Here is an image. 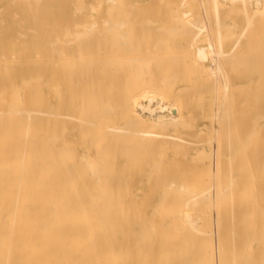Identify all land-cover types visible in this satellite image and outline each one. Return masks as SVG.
<instances>
[{
  "label": "bare ground",
  "instance_id": "obj_1",
  "mask_svg": "<svg viewBox=\"0 0 264 264\" xmlns=\"http://www.w3.org/2000/svg\"><path fill=\"white\" fill-rule=\"evenodd\" d=\"M12 1V0H11ZM16 1V0H15ZM26 1H30V0H26ZM36 1V0H35ZM38 1V3L41 1V0H37ZM37 1L36 2H32V3H37ZM44 1V0H43ZM74 1V0H73ZM76 1V0H75ZM82 1V0H81ZM111 1V0H110ZM114 0H112V2H113ZM124 0H122V7L126 4V3H124L123 2ZM152 2L153 1H155L156 2V0H151ZM158 1V0H157ZM167 1H169V0H167ZM172 1V0H171ZM180 1V3H181V7L182 6H184V7H182V8H185V6L186 5H189V3L187 2V0H179ZM198 1V0H197ZM230 1H232V5L233 4H235V3H240V7L236 10L235 8H233L232 9V11L231 12H233V11H238V13H240L241 15H242V17H243V23H244V31H246V29L248 30V29H251V31H252V34H253V36H254V39L253 40H256V47L254 48V50H253V52H252V50H250L249 52H245V53H239V51L241 50V43H240V36H244L245 37V35H242V33L244 32V31H242V33H241V35L239 34V39H237L235 42H234V44L231 46V47H229V48H227L226 47V43H227V40L228 39H231V38H234V36H235V32H234V27H236V25H237V23L235 22V21H233V23H229L228 22V18L230 17L229 16V14L231 13V12H228L229 14L228 15H226L225 17H223L221 14H220V8H219V5H220V2H219V0H205V2H206V5H207V12H208V18H202L201 17V15L199 14V12L197 13V14H193V12H183L182 14H180V12H179V10H178V12L176 11L177 9H180L179 7L177 8L176 6V10H175V12H176V14L173 16V20L175 21V23H176V25L178 26V28L180 29V28H182V29H184L185 28V30H188L189 31V29L191 30V31H193L192 32V34L194 33V30H192V29H195V30H197L196 32H195V35L191 38V40L189 41V42H187L186 41V43L185 44H183V43H181L180 44V42L179 43H177L176 45L177 46H179V48H181L182 50H183V48L185 47V48H188L189 47V50L191 51V54H192V56L191 57H193V59H194V61H196L197 62V64L198 65H202V66H204V64H205V62L210 58V59H212V56H215V57H219L220 58V60H219V62H220V65L222 66V70L225 72V74H227V86H230V88H231V86L233 87V83H232V81H231V75H232V73L233 74H235V73H237V74H240V76L241 77H243V78H246L247 79V83H249V85L251 84L252 85V83H253V81H254V75H253V73H255V72H258V78L259 79H257L255 82L257 83V81H259V82H261V81H263L264 80V71H263V68H261L262 66H264V0H230ZM79 2V5H80V3H81V5H82V2H85L84 0L82 1V2H80L79 0H77V3ZM102 2H103V0H102ZM112 2H110V3H112ZM118 1H114V3L116 4V6L117 5H119V6H117L118 8L120 7V4L119 3H117ZM120 2H121V0H120ZM161 3L162 2H165V5L166 6H168V4L166 3V0H161L160 1ZM159 1H158V3H160ZM8 3H10V2H8ZM16 2H14L13 4H15ZM37 3V4H38ZM71 3H74V2H71ZM70 3V4H71ZM107 3H108V0H107ZM114 3H112L113 5H114ZM157 3V2H156ZM198 3V2H197ZM202 3H203V1H202ZM92 5L94 4V3H91ZM148 4H150V6H149V8H151L152 7V5H151V3H149L148 2ZM153 4V3H152ZM155 4V3H154ZM153 4V5H154ZM9 5V4H8ZM27 5V4H26ZM35 6H36V4H34ZM59 5V4H58ZM62 5V4H61ZM78 5V4H77ZM92 5H90L91 7H92ZM131 5L132 4H130L129 3V6L128 5H126V6H124L123 7V10H125L127 7H128V9L126 10L127 11V14H129L131 11H132V9H133V11L134 10H137L138 11V9H137V7L138 8H143V7H141L142 5L141 4H135V6L134 5H132V6H134L136 9H134V8H132L131 7ZM139 5V6H138ZM145 5V7H146V5H147V2H146V4H143V6ZM174 5V4H173ZM172 4H171V6H173ZM178 5V4H177ZM225 5V3L224 4H221V6L223 7ZM63 6V5H62ZM82 6H84V5H82ZM85 6H87V4H85ZM89 6V5H88ZM170 6V5H169ZM168 6V8H169V10H171L172 8L171 7H169ZM226 6H228V5H226ZM231 5H229V7H230ZM78 6H75V8H76V10L75 11H80L81 9H82V7L81 8H77ZM96 7H101V3H99L98 4V6H96ZM122 7H120L121 9H122ZM126 7V8H125ZM154 7V6H153ZM187 7H189L190 8V6H187ZM205 7V6H204ZM8 8V7H7ZM6 8V9H7ZM99 8H94L93 7V10L94 9H96V11L95 12H98V10H99ZM148 8V7H147ZM148 8V9H149ZM171 8V9H170ZM231 8V7H230ZM2 9L4 10V8L2 7ZM2 9L0 10V14H2ZM5 9V10H6ZM84 9H87V7L86 8H84ZM98 9V10H97ZM155 9V8H154ZM205 9V8H204ZM122 10V11H123ZM140 10V9H139ZM164 10V9H163ZM173 10V9H172ZM181 10V9H180ZM192 10H194V9H192ZM230 10V9H229ZM74 11V10H73ZM74 11V12H75ZM125 11V12H126ZM129 11V12H128ZM132 11V12H133ZM147 11V10H146ZM157 11V10H156ZM166 11H168V10H166ZM73 12V13H74ZM108 12L111 14V16L112 17H114L113 16V12H114V9H112V8H109V10H108ZM124 12V11H123ZM135 13H136V11H134ZM141 12V11H140ZM143 12V11H142ZM141 12V13H142ZM31 13V12H30ZM30 13H29V16H32V14L30 15ZM38 13V12H37ZM119 12H117V16L120 18V16L119 15H121V12L118 14ZM237 13V14H238ZM110 14H109V17H110ZM125 14V13H124ZM127 14L124 16V17H121L120 18V20L116 23V22H112L113 20H111V19H108L109 21H110V23L109 22H107V20H104L103 18H100V19H102V21H104L105 23H104V26H105V24L106 23H109V24H111V23H113V24H111V25H106V27H109L110 29H112L111 28V26L112 25H114V27H115V31H116V29L118 28V27H121L120 25H123V24H125V25H127L126 27H131V24H132V22L130 21V15L131 16H133V14H131L130 13V15H128L127 16ZM147 14V13H146ZM199 14V15H198ZM206 14V13H205ZM235 14V13H234ZM19 15V14H18ZM46 15V14H45ZM75 17L74 18H76L77 16H76V12H75ZM138 15V14H137ZM140 15V14H139ZM239 15V14H238ZM35 16V15H34ZM37 16H39V15H37ZM83 18H85V16H88V15H81ZM70 17V16H69ZM71 17H73V16H71ZM80 17V16H79ZM98 17V16H97ZM97 17L95 18L96 20H97ZM156 17V16H155ZM204 17V16H203ZM206 17H207V15H206ZM15 18V17H14ZM35 18V17H34ZM81 18V17H80ZM83 18H81V19H83ZM91 18H93V17H91ZM141 18V17H140ZM139 18V19H140ZM150 18V17H149ZM4 19V18H3ZM69 19V18H68ZM94 19V20H95ZM98 19H99V17H98ZM138 19V20H139ZM144 19H146V18H144ZM148 19V18H147ZM146 19V20H147ZM151 19L152 18H150V20L148 21L149 23H148V25L150 24V23H156V21L155 22H152L151 21ZM95 20V21H96ZM158 20H159V17H158ZM168 20V19H167ZM207 20V21H206ZM5 21V20H4ZM3 21V23H5ZM164 21H165V19H164ZM169 21H172V20H169ZM22 22H25V20L24 21H22ZM26 22H29V20H27L26 19ZM97 22V21H96ZM128 22V23H127ZM94 23V22H93ZM129 23H130V26H129ZM20 24V23H19ZM19 24H18V26H19ZM69 24V23H68ZM89 24V23H88ZM88 24L86 25V23H85V27H84V25H82L83 26V28H84V31H85V29H88V28H90V27H88ZM133 24H134V22H133ZM136 24H138V23H136ZM146 23H144V26H146L145 25ZM12 26H13V22H12V24H11ZM48 25V24H47ZM78 25H81V24H78ZM78 25H74V27L75 26H78ZM90 26H91V24H89ZM97 25V24H96ZM125 25H123V27L125 26ZM139 25V24H138ZM138 25L136 26V25H134V27L136 26L137 28H141L140 26L138 27ZM147 25V26H148ZM175 25V26H176ZM12 26L10 27V28H12ZM118 26V27H117ZM143 26V25H142ZM146 26V27H147ZM174 26V27H175ZM88 27V28H87ZM113 27V26H112ZM117 27V28H116ZM135 27V28H136ZM165 28H162V27H160V28H157V29H155L154 28V30L156 31H159V30H161V31H163V30H166V29H168L167 30V34L169 33V36L171 37V38H173L174 37V34H184L183 32H181L180 33V31H178V29L176 30V33L175 32H173L172 33V29L174 28V27H172V29L170 30L167 26H164ZM58 28L60 29V28H62V26H58ZM65 28H69L68 30L69 31H67L66 29H64L65 31H67L66 33H64V34H66V36H67V34H68V32H69V35H70V27L68 26V27H65ZM75 28H77V27H75ZM96 28H98V26H96L95 28L94 27H92L91 29H92V31L93 30H96ZM100 28H101V26H100ZM132 28H133V25H132ZM132 28H129V30L131 29V31H129L130 33H132V34H134L135 32V34H138L137 33V30H134V32H133V29ZM175 28H177V27H175ZM6 29H9V27H7ZM5 29V30H6ZM46 28L44 27V30H45ZM57 29V28H56ZM91 29H88L89 31H91ZM110 29H108L107 28V31L109 30L110 31ZM114 29V28H113ZM121 29V28H120ZM210 30V32L212 31V30H214V31H216V33H215V37H217L216 38V41L215 42H209L208 43V45L206 46V47H204V46H202L201 44H200V39H199V35H201L202 34V32H204V31H206V30ZM223 29H226V31L223 33L222 32V30ZM28 30V29H27ZM26 30V32L28 33V31H30V29L27 31ZM42 30V29H41ZM61 30V29H60ZM59 30V31H60ZM184 30V32L185 33H187V31H185ZM31 31H36V29H34V30H31ZM84 31L82 32H77L76 34H79V33H81V35L83 36H81L80 34V36L79 35H76V34H71V37H73L74 35V37L76 38V41L78 40L79 41V39L81 40V41H79V44L80 43H82L83 41H82V38H85V37H87V34L86 33H89L87 30V32H85L84 33ZM92 31H91V36H92V38H91V36H89L88 38H85V39H94L95 37H97V36H99L100 34L98 33V31H97V33L98 34H95V32L96 31H93L94 33H92ZM107 31H104L105 32V35L107 34ZM118 31H119V29H118ZM161 31H159V32H161ZM169 31V32H168ZM251 31L249 30V32L251 33ZM41 32V31H40ZM44 32V31H43ZM104 32L102 31L101 32V34L103 35V38H105V35H104ZM117 32V31H116ZM114 32V35H118L119 37L120 36H122L123 35V33L121 34V33H119V32ZM126 32H127V30H126ZM128 32V33H129ZM170 32H171V35L173 34V37L170 35ZM177 32H179V33H177ZM210 32H209V34H210ZM213 32V31H212ZM212 32H211V34H212ZM2 33H3V31H2ZM26 33V35H27V37H28V34ZM152 33H154V31H152ZM162 33H164V31L162 32ZM161 33V34H162ZM208 33V32H207ZM19 34V37H20V34L21 33H18ZM39 34V33H38ZM95 34V35H94ZM119 34H121V35H119ZM134 34V35H135ZM21 35H23V34H21ZM73 35V36H72ZM84 35H86V36H84ZM90 35V34H89ZM97 35V36H96ZM129 35V34H128ZM127 35V33H126V35H124L123 37L125 38V36H128ZM205 35V34H204ZM214 35V34H213ZM23 36H25V34L23 35ZM39 36V35H38ZM55 37H56V35H54ZM54 36H51V37H54ZM65 36V35H64ZM65 36V37H66ZM95 36V37H94ZM182 36V35H181ZM251 36V35H250ZM27 37L25 36V38L27 39ZM77 37H79V38H77ZM99 37H101L102 38V36L100 35ZM115 37V36H114ZM131 37V38H130ZM133 37V38H132ZM248 37V36H247ZM34 38V37H33ZM98 38V37H97ZM116 38V37H115ZM118 38V41L119 42H117V38L116 39H114V42L112 43V44H114V43H118L117 44V46H118V48H119V50H120V47L122 46V41H124L123 43L125 44V39L127 40V42H126V46H127V44L129 45L130 44V42H131V40H134V39H136L137 38V36H133V35H129V38ZM141 39V37L139 36L138 37V39ZM183 38V37H182ZM211 38V37H210ZM214 38V37H213ZM18 39V38H17ZM56 39H57V42H59L58 43V45H57V43L56 44H54V42H49V46L48 47H50V46H52L51 47V49H52V51L53 50H55L56 52H58L60 55L62 54V55H64L63 57L65 58V56L67 55V54H69V52L68 51H72L73 49H71L72 48V45L71 44H68V43H65V42H63V41H61L60 40V36H59V38H58V36L56 37ZM59 39V40H58ZM84 39V40H85ZM123 39V40H122ZM131 39V40H130ZM144 39V38H143ZM150 39V38H149ZM184 39V38H183ZM207 39H209L208 37H207ZM249 39H251L250 37H249ZM96 40H98V39H96ZM115 40H116V42H115ZM202 40V39H201ZM204 40H206V38L204 39ZM9 41V40H8ZM28 41V40H27ZM73 41H75V40H73ZM72 41V39H71V41H68V42H73ZM93 41V40H92ZM130 41V42H129ZM151 41V40H150ZM161 41V40H160ZM162 41H163V43H161L160 44V42L158 41V45H161V46H164V45H166V44H164V40L162 39ZM252 41V40H251ZM133 43H135V42H137V39H136V41H132ZM157 42V41H156ZM156 42H153V44H154V47L155 46H157L156 44ZM169 41H166V43H168ZM207 42H208V40H207ZM51 43V44H50ZM65 43V44H64ZM121 43V44H120ZM133 43H131L130 45V48H131V50L130 49H128L127 48V50H129V52L130 53H132V51H134V49H135V45H137L136 43L135 44H133ZM137 43H139V45H140V42H137ZM146 43H148V42H146ZM156 43V44H155ZM23 44H25V43H23ZM28 44V42L26 43V45ZM97 44V43H96ZM103 44V43H102ZM108 44L109 45H107V47L109 46V47H111L110 46V42H108ZM111 44V45H112ZM182 44H183V46H182ZM187 44V45H186ZM14 45V44H13ZM54 45H56V46H54ZM69 45V46H68ZM84 45V44H83ZM114 45H116V44H114ZM148 45H152V43L151 44H149L148 43ZM170 45V44H169ZM176 45H174V46H176ZM54 46V47H53ZM66 46H68V47H70V50H69V48H67ZM90 46V45H89ZM116 46V47H117ZM247 46H248V44H247ZM56 47V48H55ZM77 47H78V45H77ZM77 47H75V48H77ZM87 47V46H86ZM134 47V48H133ZM141 47V46H140ZM165 47V46H164ZM254 47V46H253ZM252 47V48H253ZM85 48V47H84ZM96 48V47H95ZM118 48H116V52L114 51V53H113V56L117 53V52H119V50H118ZM122 48V47H121ZM137 48H139V47H137ZM161 48V47H160ZM176 48H178V47H176ZM28 49V48H27ZM91 49V48H90ZM103 49V48H102ZM163 48H161V50H162ZM249 49V48H248ZM88 49L87 48H85V49H83V51H87ZM98 50V47L96 48V51ZM104 50V49H103ZM147 50H149V49H147ZM152 50V49H151ZM23 51V50H22ZM24 51H26V50H24ZM46 51H47V49H46ZM79 51H81V49L79 50ZM102 51V50H101ZM110 51V50H109ZM186 51V50H185ZM245 50H243L242 52H244ZM82 52V51H81ZM112 52V51H111ZM110 52V53H111ZM136 52V51H135ZM139 52V51H138ZM183 52V51H182ZM189 52V51H188ZM10 53V52H9ZM53 53H55V52H53ZM52 53V54H53ZM80 52H78V54H79ZM85 53H87V52H85ZM102 53V52H101ZM109 53V54H110ZM4 54H5V52H4ZM3 54V55H4ZM7 54H8V51H7ZM47 54H48V52H47ZM58 54V55H59ZM70 54H72V52L70 53ZM77 54V52L75 53V55ZM78 54H77V57H78ZM82 54H83V52H82ZM106 54V53H105ZM152 54V53H151ZM188 54V53H187ZM191 54H189V55H191ZM0 55H1V53H0ZM59 55V57L61 58L62 56H60ZM74 55V56H75ZM80 55V54H79ZM102 55H103V53H102ZM132 55H133V53H132ZM243 55V56H242ZM246 55V56H245ZM14 56V55H13ZM82 56V55H81ZM84 56V55H83ZM82 56V57H83ZM111 56H112V53H111ZM174 56V55H173ZM172 56V58H174V57H176V56H174L173 57ZM186 57H187V55H185ZM185 56H184V58H185ZM1 57H2V55H1ZM7 57H8V55H7ZM67 57V56H66ZM76 57V56H75ZM80 57V56H79ZM95 57V56H94ZM169 57V56H168ZM190 57V56H189ZM241 57H243V59L241 58ZM19 58H21V56H20V52H19V54H18V56H17V59H19ZM150 58H152V59H150ZM150 58H144V59H146V60H142L143 61V63L142 64H145V65H143L144 66V68H143V66H141L142 67V71H140L139 69L141 68L140 66H139V64L137 63V61H141V59H136L135 58V61L133 60V58H131L132 59V61H134L133 63L129 60L127 63L126 62H124V61H127L126 59L124 60V59H120V61L122 62V60H124L122 63H126L125 65H127V67H128V69H129V67L130 68H132V66H134L133 68H135V67H137L136 66V64H138V68H136V70L134 71L133 70V72H135V75H136V79L134 78V80L133 81H130V82H132L133 84H135L134 83V81H137V80H139L140 78L139 77H142L143 78V80H144V84L142 85H138V81L136 82L137 83V85H138V88H139V86H141L142 88H143V86L145 87L144 89H143V92H141L140 94H138L141 90H139L138 88H136L135 90H133L134 92H132V93H135V94H138V97L139 96H141L142 95V93H144L142 96L144 97L143 99L144 100H146L145 101V103H140V104H138V107H140L141 109H143L144 111V114L143 115H145V112H148L149 114H150V116H151V119H152V122H154V123H156V124H158L160 127H162V128H164V126H165V128L167 127V126H169L170 124H173V123H175V124H177V123H179L180 122V120H178L179 118H177L176 120L177 121H172V120H170V123L167 125V121L165 120V118H162L161 116H159V118H158V114H157V112H156V109L153 107V105H152V103H153V101L156 99L157 100V104L159 105L160 103H161V101H162V99L163 100H166V99H168V96L166 95V94H164L163 92H160V91H158V90H156V88L154 89V88H151V87H147V86H151V85H149V84H151V83H153L154 85H152V86H155L156 87V85H157V87H158V85L160 84V81H162V80H165L163 83H161V84H164V83H167L166 85L164 84V86H165V88H167L168 89V85H170L171 84V81L170 80H168V79H171L172 80V84H173V78H175L176 76H178L179 75V79H182L183 77H181V74L182 73H187V76H189L188 75V71H186V70H184V72H183V70L181 71L180 70V72L181 73H178V74H176V75H174V74H172V73H175L176 71H172V73H171V71H170V73H171V75H170V73H168V74H164L163 73V75L162 76H166L167 78L165 79V77H163L162 78V76H161V80L159 79H157V82L159 81V83H157L156 85H155V83H156V81L154 80V79H156L154 76H153V74H151V75H149L150 77L149 78H147L146 76L148 75V74H150L151 73V69H152V66L151 65H155V64H152V63H149L148 65H146V63H144V61L146 62V61H148V59H149V61L150 62H152L153 60H155V59H158L159 58V56L156 58L155 57V59H153V57H150ZM160 58H163V57H160ZM160 58H159V60H160ZM214 58V57H213ZM130 59V58H129ZM171 59V58H170ZM178 59V58H177ZM177 59H175V60H177ZM181 59H182V57H181ZM181 59H178V60H181ZM187 59V58H186ZM191 59V58H190ZM189 59V60H190ZM215 59V58H214ZM213 59V60H214ZM21 60V59H20ZM113 60V59H112ZM111 59H108V61H106V60H104L103 62H105L106 61V63L107 62H109L108 64H110L111 62H113ZM172 60V59H171ZM170 60V61H171ZM174 60V61H175ZM212 60V61H213ZM216 60V59H215ZM218 60V59H217ZM0 61H1V58H0ZM85 61V60H84ZM83 61V62H84ZM95 61V60H94ZM99 61H102V60H99ZM98 60H96V62H95V64L94 65H97L96 63H100L101 64V62H99ZM148 61V62H149ZM161 61V60H160ZM187 61V60H186ZM86 62V61H85ZM92 62V63H91ZM119 62V61H118ZM147 62V63H148ZM184 62V61H183ZM218 62V61H217ZM216 62V63H217ZM64 64V62H60V63H58V64ZM70 63V62H69ZM75 64V66H77L76 65V62H74ZM89 63V66H88V68H90V66H93L92 68H94L95 66L93 65V61H90V62H88ZM120 63V62H119ZM130 63H132V64H130ZM188 63V62H187ZM190 63V62H189ZM188 63V64H189ZM214 63V62H213ZM48 64V63H47ZM49 64H51V63H49ZM52 64H54V66H57V64L56 63H52ZM73 64V63H72ZM91 64V65H90ZM129 64H130V66H129ZM142 64H140V65H142ZM171 64H173V62L171 61ZM181 64V63H180ZM212 64V63H211ZM219 64V63H218ZM20 65V64H19ZM18 65V66H19ZM46 65V64H45ZM74 65H73V67H74ZM102 65V64H101ZM125 65H124V67H122L123 69L125 68ZM187 65V64H186ZM196 65V64H195ZM213 65V64H212ZM14 67V65H9L8 67L7 66H5L4 67V71H6L7 70V68H9V70L11 69V67ZM24 66V65H23ZM81 68L80 69H82V65H79ZM145 66H147L146 68H145ZM173 66V65H172ZM175 66H176V63H174V70L176 69L175 68ZM193 66V65H192ZM13 67H12V70H13ZM177 67V66H176ZM185 67H189V65L188 66H185ZM217 67H218V65H217ZM48 68H49V66H48ZM147 68H149L150 69V71L149 70H147ZM193 68V67H192ZM204 68H206V67H204ZM209 68V67H208ZM213 68H214V65H213ZM225 68V69H224ZM227 68V69H226ZM14 69H15V67H14ZM68 69V68H67ZM85 69V70H84ZM84 69H82V70H84V71H82V72H75V70L74 71H72L73 72V74L72 75H80L81 77H82V80L80 81V82H82V83H88L90 80H91V78L93 77V75H96L94 72L95 71H97L99 68H97V70H94L93 69V71L92 70H90V71H86V70H88L87 69V65H86V68L84 67ZM103 69H107V68H103ZM125 69H127V68H125ZM147 70V71H144V70ZM171 69V68H170ZM188 69V68H187ZM11 70V71H12ZM110 70V69H109ZM130 71H132L131 69H129ZM129 70H125V71H127L128 73H129ZM198 70V69H197ZM205 70V69H204ZM208 70V69H207ZM211 70V69H210ZM236 70H238V71H236ZM68 71V76H70V74H69V69L67 70ZM66 71V72H67ZM104 72H105V70H103ZM113 72H117L116 74L117 75H119V73H127V72H123V70L121 71V69L119 70V71H117L116 69L115 70H112ZM121 71V72H120ZM212 71V70H211ZM210 71V72H211ZM217 71V70H216ZM219 71V70H218ZM17 72H19V70L17 71ZM178 72V71H177ZM176 72V73H177ZM212 72H214L215 73V69H214V71H212ZM14 72H9L8 74H7V77L5 78V79H1V76H4V74H1L0 73V86H1V89H0V92H2V96H1V98H0V145H1V148H0V205L1 206H3V207H6V208H8V213H6L7 214V216H8V214H10L11 215V217H12V219H13V221H14V224L12 225V224H10V225H12V227L14 226H16V229L15 230H13L12 232L10 231V235L8 236V237H1L0 236V250H2V257L0 258V259H2L1 261L3 262L4 261V264H141L142 262H144V261H148V264H177V261H178V258H180L181 257V259H182V256H184V258L183 259H185L186 257L188 258V256H186L185 257V255L186 254H188L189 252H191V251H197V249H204V252L206 253L207 252V257H206V263L205 264H211L212 262H211V254H210V252L208 251V248H206V247H204L203 245H201L202 243L200 242V241H202V237H204V236H202L204 233H206L205 234V237H207L206 235H208L207 233H209V232H207L206 230H205V232H202L203 234L202 235H197V240L195 239L196 237H194V241H195V243L198 241V239L200 240L199 242H197L196 244H194V243H191L192 241H190L189 242V239H187L185 236H187V234L186 233H188L187 231H186V235L184 236V235H182L183 233L181 232V234L178 232V230H177V227L180 225V224H182L183 223V221H184V225H187V227L188 228H190V229H192V230H195V231H197L198 233L199 232H201V231H198L197 230V228H198V226L200 225H197V223L196 222H198L199 221V219H204V217H205V215H206V213H210V212H212V207H209V208H211V211L210 212H206V206H209L210 205V203L212 202V199H211V197L209 198L208 197V199H206L207 198V196H210L211 194V192L209 193V195H208V192H205V190L203 189V182H202V177H201V179H200V181L201 182H196V180L195 181H193V183H189V187H188V184H187V182L185 183V185L188 187L187 189L186 188H184L183 187V189H182V191H180V192H178L177 193V191H179V189L181 188V185L180 184H178L179 183V179H177V178H175V179H177V180H171V179H169V177H168V175L166 176V173L168 172V171H166L164 168H163V164H165V160H163V157L161 158V156L163 155H166V154H164V151H165V149H166V147H168V145L166 144V142H165V144L167 145H163V148L165 147V149H163V151H161L162 153H160V154H158V156L160 155V158L164 161L163 162V164H162V166L161 167H159L160 166V164H161V162H160V164L159 163H156V164H154V165H159L158 166V169L156 170V169H154L155 167L153 166V169L151 170V172H152V175L154 176L155 175V177H156V172H158V170L160 171V172H158V173H160V176H159V178H158V175H157V179H158V181H160V179H161V177L164 179V180H162L161 179V184L165 187V193L166 194H163V195H165L161 200V202L160 201H158V203L159 204H162V205H160V206H157V208H156V210H154V212H155V214H152V216L150 217V216H148L149 218H150V222H148V223H145L144 222V220H142L143 219V217H145L144 215V211L142 210V209H138V207L136 206V208H137V213H138V216H140V218H141V220L140 221H135L136 223H138L140 226H141V229L139 230V231H137V230H135L134 229V224L135 223H133V226H132V224H131V222H130V217H131V214L133 213V212H131L132 210H131V207H134V197L132 198L131 197V195H129L127 198H130L131 197V199H126L127 201H121V200H118V199H116L115 198V195H116V192H115V195H113L112 196V193H111V191H110V184H108V182L106 183V180H105V182H104V180H103V182H101L100 180H101V178L106 174V172H109L107 169H106V167L108 166V164L107 165H105L104 164V162H102V164L104 165V166H106V167H103V166H101V164H99V159H100V157H98V154H99V150L101 149V147H102V145H100V147H98V150H97V147H95L94 146V144H97L98 142H101V140L102 139H108L109 140V138L111 137V138H113V135L114 136H116V135H122V134H124V133H126V131L127 130H133L134 129V127L135 126H138L139 124L141 125V124H143V123H141L142 122V117L140 118L139 116H138V118H135L136 120H137V122H138V125H136L135 123H137V122H134V121H131V122H134V124L133 123H130V122H126V123H128V124H126V125H128V127L127 128H129V129H127L126 131H123L124 133H115V131H111L109 128H112L111 126H109V125H106V126H104V125H101V124H99V128H98V130H100V129H103V127L105 128V134H107L106 136L108 137V136H110L111 134H113V135H111L110 137H104V138H101V140L100 141H97V143H96V141L94 140V139H92V141L93 142H95V143H93V142H91L92 143V145H90V146H93L91 149H92V151L91 152H89L88 151V149H87V151L86 150H83L84 152L86 151V155L85 154H83L84 156H81V157H83V159H84V157L86 158V157H89V158H91L92 156L91 155H89L90 153H92V155H93V160H92V158L89 160V161H87V160H85L84 162V165L83 164H81V169L85 172V173H87L86 174V176L88 175H91L92 177H93V181L95 182V184L93 185V182H91V184H92V188H93V186H94V188L93 189H91L90 187L91 186H89L88 188H90V189H87V190H83V188H82V183H83V180L81 181V183H80V180L81 179H84V178H79L80 180L78 181V179L76 180H73V176L74 175H76L77 173L76 172H74V171H77L78 172V170H80L79 168H78V165L79 164H76L77 165V167H76V165L74 164L73 165V162H72V166H69V168L67 167V165L65 164V163H63V162H65L66 160L65 159H67V158H65L64 157V155H63V157L65 158H62L63 160L61 161V162H57L56 160H55V157H56V155H57V153H58V151H60V153L61 152H64V154H65V152H66V150H64V149H68V146L66 147H64V149H63V151L62 150H60V149H57L56 151H57V153H55V155L53 154V157H52V159H50V160H52L51 161V163H50V161H49V163L50 164H52V165H54L53 166V170H52V172L51 173H48V161L46 162V154L48 153V152H50L51 151V147H52V144H53V141H52V139H54V138H56V139H59L58 137H60L58 134H56L55 133V129L56 128H58V130H60L61 131V129L60 128H62V127H60V126H64L63 127V131H66L67 129V127H65V126H67V125H61L62 124V121H58V124L60 125H58V126H55L54 128L55 129H52L51 131H52V135H46V133L44 134V132L43 133H41V134H39L38 133V125H39V123H34V126H33V123L31 124L32 126H33V129L30 131V130H28V124L30 125V122L27 124V130H26V132L28 133H30V136L28 137V138H26V140L24 141V146H23V150L21 149V141H22V139H24L21 135H18V133H15V129H14V127H13V122H17V121H19V122H21V120H22V118H21V115L23 114V112H25V115L23 114L22 115V117H23V119H24V117H26L27 115H26V113H29L28 115H30L31 114V112L32 111H36V112H45V114H48L46 111H43V109L45 108L46 109V107H43V106H41V107H43V108H41V110H38L37 108H36V106H38L39 105V99L38 98H33L32 96H30V95H27L26 97H25V95H23L24 96V98H26V99H24V101L26 100V102H27V106H22L23 107V112L21 113V115H19V117H17V116H14L13 114H10V113H14V111L16 112V114L18 115V113H19V111H17L18 109H17V104H18V101L20 100V94H18L19 93V89L17 88V81H12V76L14 75L13 74ZM131 73V72H130ZM138 74V76H137V74ZM197 73L199 74V72L197 71ZM205 73H206V71H205ZM220 73V72H219ZM198 74H196V75H198ZM237 74H235V75H237ZM17 75H19V73L17 74ZM66 75V76H67ZM124 75H126V74H124ZM124 75H122L121 74V76H124ZM127 75H130V74H127ZM167 75H170L169 77L167 76ZM183 75V74H182ZM194 76V79L195 78H197V77H199V76ZM209 75H210V73H209ZM212 75V74H211ZM214 75V74H213ZM213 75H212V77H213ZM219 75V74H218ZM222 75V74H221ZM220 75V76H221ZM97 76V75H96ZM172 76V77H171ZM175 76V77H174ZM184 76L186 77V75L184 74ZM191 76V75H190ZM202 76H205V75H202ZM201 76V77H202ZM223 76V75H222ZM222 76H221V78H222ZM226 76V75H225ZM237 76H239V75H237ZM44 76H41V77H39L37 80H33V82L34 81H36V86H39V85H43V86H49V87H47V89H49V91H54L55 89H56V86L58 87V85L59 86H61L62 84H60V83H56V81H58V79H59V77L58 78H56V76H55V80H54V78H50L49 80L50 81H47L48 83H50V82H52V79H53V83H52V86H50V84L49 85H47L48 83H46V82H44V78H43ZM74 77V76H73ZM119 77V76H118ZM192 77V76H191ZM207 77V76H206ZM210 77V76H209ZM208 77V78H209ZM70 78V77H69ZM123 78V77H122ZM138 78V79H137ZM159 78V77H158ZM187 78V77H186ZM216 78V77H215ZM214 78V80H216ZM221 78H219V79H221ZM224 78V77H223ZM57 79V80H56ZM111 79H112V77H111ZM120 79V78H119ZM205 79V78H204ZM226 79V78H225ZM110 80V79H109ZM121 80V79H120ZM168 80V81H167ZM175 80H177V77L175 78ZM205 80H207V78L205 79ZM204 80V81H205ZM214 80L212 81V83H211V85L213 84V82H214ZM223 80V79H222ZM170 81V82H169ZM208 81V80H207ZM31 82V83H30ZM30 82H28V83H30V84H27V88H28V86H33V82H32V80H30ZM80 82L77 84V85H75V86H82V85H80ZM114 82L115 83H117L115 80H114ZM119 83L117 84L118 86V88H119V84H120V81H118ZM130 82H128V84L130 85L131 83ZM155 82V83H154ZM209 82H210V80H209ZM264 82V81H263ZM263 82H261L259 85L260 86H264V83ZM24 83H27V82H24ZM24 83H22L21 85H23ZM35 83V82H34ZM46 83V84H45ZM105 83H108V80H107V82H104V83H102L103 85H107V84H105ZM223 83V82H222ZM263 83V84H262ZM45 84V85H44ZM126 85V86H129V85ZM171 84V85H172ZM214 84H216V83H214ZM214 84L212 85V86H214ZM254 84V83H253ZM258 84V83H257ZM116 85V84H115ZM209 85H210V83H209ZM208 85V86H209ZM224 85V84H223ZM245 84H243V86H244ZM248 85V84H247ZM247 85H245V87H246V90H248L247 88ZM248 85V86H249ZM250 85V86H251ZM256 85V84H255ZM258 85V86H259ZM53 86H55L54 87V89H53ZM167 86V87H166ZM208 86H206V88L207 89H209L210 90V88H208ZM217 86V85H216ZM227 86L225 87V88H227ZM236 86H238V87H236ZM236 86H234V88H232L233 90L234 89H237V91H239L243 86L241 85V84H238V85H236ZM240 86H241V88H240ZM249 86V88H251ZM19 87H21V86H19ZM30 87V88H31ZM62 87V86H61ZM61 87H58L56 90H55V94H60L59 93V91L60 90H58V89H61ZM97 85H95V87H94V89L95 90H93V88L92 89H90L91 91L90 92H93V91H96V89H97ZM117 87H115L116 89H118ZM130 87V86H129ZM137 87V86H136ZM203 87H205L204 85L202 86V88ZM211 87V86H210ZM27 88H26V90H27ZM29 88V89H30ZM52 90H51V89ZM76 88H78V87H76ZM115 88H113L114 89V91H116L115 90ZM125 88H127V89H129L128 87H125ZM184 88V87H183ZM191 87H187V88H185L184 90L185 91H180L181 92V94H179L180 92H178L177 91V94L178 95H180V96H186V92L192 97V94L193 95H195V94H197V93H195V90H197V88L198 87H196V89H195V87H192V89H190ZM194 88V89H193ZM206 88H203V89H199V90H197L196 92H198V91H200L199 93H201V91L202 90H205ZM220 88V87H219ZM225 88H222L221 87V89L223 90V89H225ZM259 88V87H258ZM258 88H256V89H258ZM261 88V87H260ZM103 89V88H102ZM101 89V90H102ZM166 89V90H167ZM186 89H187V91H186ZM188 89L189 90H193L194 92H190V91H188ZM212 89L214 90V88L212 87ZM239 89V90H238ZM243 89L244 88H242V91H243ZM256 89H254V90H256ZM104 90V89H103ZM208 90V91H209ZM220 90V89H219ZM225 90H227V89H225ZM224 90V91H225ZM250 90V89H249ZM58 91V92H57ZM72 91V90H71ZM87 91V90H86ZM86 91H85V93L84 94H86ZM113 91V93H115L113 96H115L116 94H117V92H114ZM118 91V90H117ZM122 91V90H121ZM228 91V90H227ZM231 91V89L229 90V92ZM29 92V91H28ZM57 92V93H56ZM88 92V91H87ZM105 92V91H104ZM103 92V93H104ZM183 92H185L184 93V95H183ZM204 92V91H203ZM239 92H241V90L239 91ZM52 94L54 93V92H51ZM68 93V92H67ZM70 93V92H69ZM132 93H130V97L128 96V94H126L127 96H128V98H127V96L126 95H124L123 93L121 94L119 91H118V94L116 95V97L115 98H117V99H114V97H111V99L113 98L114 100H116V101H112L111 100V103H112V105H111V103H110V105L111 106H113V108L111 109L110 107L107 109V111H108V113H106V112H104L103 114L104 115H107L106 117L108 118V115L110 116V115H113V113H118V111L120 110L121 112L122 111H125V109H124V107H119V108H121V109H118L117 111H116V109L118 108V107H116V109H115V106L113 105V104H115V102H116V104H118L120 101H118L119 99H122L121 97H120V95H124V97H123V99L126 97L128 100L129 99H131L132 101L134 100L135 102L139 99L138 97H137V95L136 96H134V94H132ZM148 93L150 94H152V95H157V98H153V97H147L146 98V96L145 95H148ZM191 93V94H190ZM195 93V94H194ZM225 93V92H224ZM24 94H26L25 92H24ZM88 94H89V92H88ZM87 94V95H88ZM187 94V95H188ZM230 94H232V93H230ZM68 95V94H67ZM66 95V96H67ZM111 95H112V93H111ZM119 95V96H118ZM221 95V94H220ZM228 95V94H227ZM248 95V94H247ZM64 96V98L66 97L65 95H63ZM62 96V97H63ZM91 96V95H90ZM104 98H105V96L107 97V95L106 94H104V95H102ZM179 96V97H180ZM189 96V97H190ZM198 96V95H197ZM200 96V95H199ZM198 96V97H199ZM224 96V95H223ZM223 96H222V98H223ZM53 97V96H52ZM51 97V98H52ZM67 97H69V96H67ZM66 97V98H67ZM102 97V99H104ZM109 97H110V94H109ZM118 97H120V98H118ZM190 97V98H191ZM220 97V99H222L221 98V96H219ZM228 96H226V98H225V96H224V98H225V100H226V102L228 103L227 105H228V107H231L232 106V104H234L232 101H233V99H232V95L231 96H229V97H231V98H229V99H232V100H230L231 101V106L229 105L230 104V101L228 100V98H227ZM81 96H80V98L78 99V98H76L77 100H80L79 102L77 101H75V99L73 100V104H75V105H77V104H81L82 102H81ZM137 98V99H136ZM140 98H142V97H140ZM185 98H188V96L187 97H185ZM55 99V98H54ZM68 99V98H67ZM66 99V100H67ZM85 99H86V97H85ZM100 97H98V99H96V101L98 100L99 102L97 103L96 102V104H93L92 105V109H93V111H94V114L96 113V116H95V123H97V122H99V120L101 121V119H100V115H97V113H102L101 112V110H103V108H102V104L100 105ZM105 99H107V98H105ZM207 100V98H206V96H205V98H203V102H204V100ZM219 99V100H220ZM263 99V98H262ZM179 100H180V102H179ZM191 100V99H190ZM205 100V101H206ZM224 100V99H223ZM63 100H61V103H60V101H59V103H58V106H60V104H61V107H63V102H62ZM68 101V100H67ZM88 101V100H87ZM86 101V102H87ZM106 101V100H105ZM118 101V102H117ZM130 101V100H129ZM133 101V102H134ZM177 101V100H176ZM200 101H201V98H200ZM199 101V102H200ZM200 102V104H199V106L201 105V104H203V102ZM208 101L210 102V101H212V99L210 98V100L208 99ZM229 101V102H228ZM255 101H256V103L258 102L256 99H255ZM263 101V100H262ZM25 102V103H26ZM52 102V101H51ZM101 102H102V100H101ZM123 102V101H122ZM134 102V103H135ZM178 102L179 103H181L182 104V100H181V98L179 99L178 98ZM178 102H176V104H178ZM198 102V101H197ZM196 102V103H197ZM213 102V101H212ZM245 102H246V100H245ZM123 103H125L126 104V102H125V100H124V102ZM130 103V102H129ZM128 103V104H129ZM137 103V102H136ZM165 103V102H164ZM163 103V104H164ZM214 103V102H213ZM213 103H210V106H208V108L209 107H211V105L213 104ZM216 103V102H215ZM242 103V102H241ZM53 105V103H50V105ZM85 104H87V103H85ZM120 104V103H119ZM118 104V105H119ZM125 104H124V106H125ZM128 104H127V106H128ZM224 104H226L225 102H223V106H225ZM244 104V102L242 103V104H240V105H243ZM26 105V104H25ZM66 105V104H65ZM140 105V106H139ZM257 104H255V106H256ZM71 106H73V105H71ZM81 106V105H80ZM79 106V107H80ZM109 106V105H108ZM108 106H106V108L108 107ZM120 106V105H119ZM127 106H125V108L127 107ZM179 106V105H178ZM198 105L197 106H195V109L197 108V107H199ZM220 106H222V104L220 103ZM255 106H254V104H253V106L252 107H254L255 108ZM25 107H27L26 109H25ZM53 106H51V108H52ZM60 107V108H61ZM82 107V106H81ZM128 107H130V106H128ZM132 108H133V106H131ZM134 107L136 108V104L134 105ZM228 107H227V109H228ZM249 107V106H248ZM67 108H68V106H67ZM86 108H88V106L86 105ZM176 108H178V107H176V105H170V103L168 104V103H165L164 105H161V107H160V110H162V111H167V110H171L172 112L171 113H176V111H178ZM223 109L225 108V107H222ZM221 108V109H222ZM232 108H233V106H232ZM226 109V110H224L223 111V109L221 110V114L222 113H225V115L223 114V116L225 117L226 116V114H227V116H228V114H229V116L231 115L232 116V118L234 119V117H233V114H235V113H237V112H235V113H233V109ZM258 108V107H257ZM44 109V110H45ZM49 109H50V106H49ZM48 109V111H49V113H50V110ZM74 109V107L72 108V115H73V110ZM91 109V110H92ZM113 109H114V111H116V112H114L113 111ZM122 109H124V110H122ZM127 109V111H128V108H126ZM180 109H181V107H180ZM250 109V108H249ZM253 109V108H252ZM54 110H56V109H54ZM133 110V109H132ZM137 110V109H136ZM135 110V112H137ZM188 110V109H187ZM53 111V110H52ZM61 111H62V109H61ZM93 111H91V117H92V112ZM96 111V112H95ZM193 111V110H192ZM191 111V112H192ZM223 111V112H222ZM228 113H227V112ZM244 111V110H243ZM250 110H248V113H250L249 112ZM264 111V110H263ZM18 112V113H17ZM54 112V111H53ZM78 112H80V110H78ZM110 112H113L112 114L110 113ZM126 112V111H125ZM219 112V110L217 111V113ZM241 112V111H240ZM33 113H35V112H33ZM41 113L39 114V113H35L36 115H37V117L39 118L40 116H41V118H43V119H46L45 118V115H43L44 113H42V115H41ZM69 113V112H68ZM77 113V112H76ZM75 113V114H76ZM84 113V112H83ZM88 112H86V113H84V115L86 114V116H85V118L87 117L88 118V116L90 115L89 113L87 114ZM106 113V114H105ZM178 113H179V111H178ZM194 113V111L192 112V113H189V115H187V116H190L191 117V115ZM204 113V112H203ZM260 113V112H259ZM53 114V113H52ZM56 114V113H55ZM79 113H77V115H78ZM93 114V115H94ZM102 114V115H103ZM238 114V113H237ZM241 114V113H240ZM244 114V113H243ZM247 114V113H246ZM246 114H244V115H246ZM257 114V113H256ZM50 116H51V113L49 114ZM56 115H58V112H57V114ZM56 115H54V116H56ZM64 114H62L61 116H63ZM80 115V114H79ZM76 116V115H74V116H72V118H74V117H76L77 119H79V122H81L82 120L83 121H85L86 122V119L84 118V117H81V115L80 116ZM88 115V116H87ZM195 114H193L192 115V121L191 122H193L194 121V116ZM249 115V114H248ZM60 116V117H61ZM67 117H65V115L63 116V117H65V120H64V123L67 121L66 120V118L67 119H69L68 120V123L67 124H69V121H70V125H71V121L73 122L74 120V122H76V119L74 118L73 120H72V118H70L71 116L68 114V115H66ZM70 116V117H69ZM178 116H179V114H178ZM182 116V115H181ZM186 116V117H187ZM223 116H221L220 115V117L222 118ZM226 116V117H227ZM229 116L227 117V118H229ZM262 116L264 117V115H261V113L259 114V117H258V115H256L255 116V118H257L256 119V125L254 126L253 125V127H254V129L255 130H253V127H252V130H251V134L255 137L254 139H256V145H255V147H254V149L252 148L251 150L249 149L251 146H252V144H250L249 145V143L250 142H248L250 139H252L251 137H250V139H248V135L250 134V133H248V135L246 136V138L244 139L245 141H243V139H242V141L243 142H245V144H243V143H241V144H239V145H241V146H239L238 145V148H236V151L234 150V146L232 145V147H233V153H232V147H231V152L230 153H232L233 155H232V157L233 158H231L230 159V162H231V166L229 165L228 167H226V168H221V180L219 181L220 182V186H218L219 187V189L218 190H216L218 187H216V191H217V196L214 194V193H216V192H214L213 194H214V197L216 196V197H222L223 198V200L222 199H220V201H219V203H221L222 201L223 202H225V204L226 205H228V204H231V206L232 205H235L238 201L239 202H241V204H240V206L239 207H237V205H235L236 207V210H235V212L237 211V209H238V211H237V215L236 214H234L233 216L231 215V217L229 216V221H230V218H231V220H233L234 219V221H232V222H235V219L238 221V218H242V219H244L245 220V222H244V224L243 225H241V226H245V227H252V228H254V230L253 231H255V232H253V233H255V235H252L251 236V239L248 237L249 235H251L250 233H249V235L247 236L246 235V232H243L244 233V235L241 237V233L240 232H242L241 231V226L239 225L238 226V230L237 231H235V232H232V234H233V238H232V246L231 245H229V246H231V247H226V246H224L223 244H221V245H219V249H218V251H219V260H218V258H217V260L218 261H220V264H264V140L262 141V142H259V135H261L262 136V134H260V133H262V129H264V123H261L260 125H259V119L261 118L262 119ZM28 117V116H27ZM31 117V116H30ZM58 117H59V115H58ZM149 117V116H148ZM218 117V116H217ZM219 117V118H220ZM250 117V116H249ZM32 119H33V117H31ZM89 118H90V116H89ZM93 118V117H92ZM158 118V119H157ZM171 118H173V117H171ZM183 118V117H182ZM181 118V119H182ZM185 118V117H184ZM196 118V117H195ZM199 118H201V115H200V117H198V118H196L197 120L199 119ZM211 118H213V117H210V119ZM26 119V118H25ZM25 119H24V122H25ZM160 119V120H159ZM186 119V118H185ZM207 119H209V117H207ZM207 119H205L206 121H207ZM230 119V118H229ZM28 120H30V118H28ZM52 120V119H51ZM130 120H132V119H130ZM129 120V121H130ZM175 120V119H174ZM197 120H195V123L197 122ZM203 120V119H202ZM218 120H221V119H218ZM217 120V121H218ZM253 119H251V121H252ZM52 121H55V120H52ZM51 121V122H52ZM82 121V122H83ZM172 121V122H171ZM189 121V122H190ZM230 121H231V119H230ZM230 121H229V123H228V127H229V129H231L230 128V126L229 125H231L232 126V124H230ZM255 121V119L253 120V123H255L254 122ZM61 124H60V123ZM82 122L80 123V124H82ZM85 122H83V123H85ZM102 122V121H101ZM147 122V121H146ZM177 122V123H176ZM182 122H183V120L181 121V126L183 125L182 124ZM187 121H185L184 123H186ZM189 122H187V123H189ZM191 122L189 123V124H187V125H190V127H191V125H194V124H191ZM218 122H223V119H222V121H218ZM228 122V121H227ZM233 122H234V120H233ZM41 123V122H40ZM76 123H78V121L76 122ZM87 123H88V121H87ZM90 123H92V122H90ZM89 123V124H90ZM95 123H93L94 125H96ZM224 123V122H223ZM252 123V124H253ZM22 124H25V123H22ZM25 124V125H26ZM79 124V123H78ZM78 124H76V125H78ZM132 125V126H129V125ZM24 125V126H25ZM44 125V124H43ZM69 125V126H70ZM85 125H86V123L82 126V129L81 130H83V131H85V130H87L88 131V129L87 128H91L92 129V127L91 126H94V125H88L87 124V127H85ZM125 125V124H124ZM139 125V126H140ZM179 125H180V123H179ZM234 126H235V123L233 124ZM23 126V127H24ZM45 126V125H44ZM73 126V128H74V124L72 125ZM89 126V127H88ZM98 126V125H97ZM116 126H118V125H115V126H113V129H115L116 128ZM119 126H122V125H119ZM119 126H118V129H119V132L121 131L120 129L121 128H119ZM185 126V124L183 125V128H187V126L186 127H184ZM84 127V128H83ZM140 127H142V126H140ZM139 127V129H134V131L133 132H128V133H135L136 134V136L139 134L140 136H142L143 138L141 139L142 141H143V139H145L144 141H146L147 140V142L148 143H150L149 141H150V139H149V137L150 136H157V135H159V136H163V135H161V134H158V133H154V132H152V129L153 128H150V131L149 130H142L141 128ZM189 127V126H188ZM189 127V128H190ZM192 127H194V126H192ZM191 127V128H192ZM217 127H219V126H217ZM228 127L225 129V132H227V130H228ZM233 127V126H232ZM51 128V127H50ZM65 128V129H64ZM77 128H78V126H77ZM86 128V129H85ZM155 128V127H154ZM176 128V127H175ZM190 128V130H194L193 128L191 129ZM203 128H207L206 130H207V132H208V126H206L205 125V127L203 126L202 128H201V130L203 129ZM76 129V128H75ZM112 132V133H110L109 132V130ZM117 129V128H116ZM115 129V130H116ZM125 129V128H124ZM188 129V128H187ZM236 129V128H235ZM261 129V130H260ZM58 130H56V131H58ZM74 130V129H73ZM78 130V129H77ZM81 130H78V133H79V131H80V133L82 132ZM205 129H203V131L202 132H204L205 134H206V131H204ZM209 130H212V129H209ZM220 130H221V128H220ZM222 130H224V129H222ZM232 130H234V127H233V129ZM231 130V131H232ZM68 131V130H67ZM75 131V130H74ZM218 131V130H217ZM216 131V132H217ZM229 131V130H228ZM252 131H253V133H252ZM110 133V135H109V133ZM214 132V131H213ZM234 132V131H233ZM260 132V133H259ZM26 133V134H27ZM28 133V134H29ZM53 133L54 134H56V135H58V137L56 136H54L53 137ZM99 133H101V135L100 136H102V135H104L103 134V132H99ZM127 133V134H128ZM175 133H176V131H175ZM174 133V134H175ZM199 133H201L200 132V130H199ZM204 133H201L198 137H200V136H202V134H204ZM48 134H51V133H48ZM84 134V133H83ZM93 134V133H92ZM127 134H125L126 136H127ZM228 134L229 133H227V136H228ZM235 134V133H234ZM237 134V133H236ZM132 135V134H131ZM176 135V134H175ZM184 135V134H183ZM207 135V134H206ZM251 135V136H252ZM27 136V135H26ZM51 136V137H50ZM66 136V135H65ZM81 136H82V133H81ZM105 136V135H104ZM165 136V135H164ZM188 136V135H187ZM233 136H235V135H233ZM236 136H238V134L236 135ZM250 136V135H249ZM69 136L67 135L66 136V140H67V138H68ZM103 137V136H102ZM154 137V138H155ZM167 137H169V136H167ZM171 137V136H170ZM190 137V136H189ZM203 137V136H202ZM202 137H200V138H202ZM208 137V136H207ZM62 138H65L64 137V135H63V137ZM74 139L76 138L77 140L79 139L80 140V138H78V137H73ZM73 138H71V137H69L68 139H73ZM100 139V137H97V139ZM118 138V137H117ZM154 138H152L151 137V139L153 140ZM176 138H178V137H176ZM192 138V137H191ZM229 138V137H228ZM263 138V137H262ZM56 139L54 140L55 142H56ZM82 139V138H81ZM96 139V138H95ZM149 139V140H148ZM195 139V138H194ZM197 139V138H196ZM212 139V138H211ZM247 139V140H246ZM28 140V141H27ZM78 140V141H79ZM107 140V141H108ZM136 140V139H135ZM134 140V141H135ZM138 140V139H137ZM228 140V139H227ZM253 140V139H252ZM252 140H250V141H252ZM102 141H104V140H102ZM113 141H115V142H113ZM112 141V143L113 144H115V145H117V143H118V139H117V142H116V139L114 138V140ZM141 141V142H142ZM143 141V142H144ZM184 141V140H183ZM211 141H213V139L212 140H210L209 139V141H207L208 143L209 142H211ZM216 141V140H215ZM237 141H239V138L237 139ZM106 142V141H105ZM104 142V143H105ZM110 142V141H109ZM137 142H140V139L137 141ZM136 141L135 142H133L132 141V143H137ZM140 142V143H141ZM163 142V143H164ZM185 143H186V140L184 141ZM206 142V143H207ZM240 142H241V140H240ZM248 142V143H247ZM255 142V141H254ZM120 143H122V142H120ZM139 143V144H140ZM146 143V142H145ZM190 143V142H189ZM207 143V144H208ZM251 143H253V142H251ZM100 144V143H99ZM101 144H103V143H101ZM112 144V145H113ZM122 144H124V143H122ZM138 143L136 144L137 146L139 145ZM153 144V143H152ZM152 144H150L151 146H153ZM195 144H199V143H195ZM202 144V143H201ZM105 145V144H104ZM107 145V144H106ZM112 145H110L111 147H112ZM115 145H113V147L112 148H114L115 149ZM118 145H120L119 143H118ZM132 144H130V146H131ZM136 145H132L131 147L134 149V147L133 146H135L136 147ZM146 145H148V148H149V144H146ZM200 145V144H199ZM214 145H216V144H214ZM89 146V147H90ZM126 146H127V144H126ZM130 146H127V148L128 147H130ZM190 146V145H189ZM208 146V145H207ZM243 146V148H241ZM72 147V150H73V148H77V147H75V146H70L69 147V149ZM103 147H105V146H103ZM102 147V148H103ZM130 147V148H131ZM141 147V146H140ZM140 147H139V149H140ZM229 147V146H228ZM94 148V149H93ZM95 148H96V150H95ZM109 148V147H108ZM112 148H110V149H112ZM119 148H120V150L121 149H124V148H122L121 146H119ZM153 148V147H152ZM158 148H159V146H158ZM157 148V149H158ZM161 148V147H160ZM204 148V147H203ZM217 148H218V146H217ZM20 149H21V151H20ZM90 149V148H89ZM90 149V150H91ZM109 149V150H110ZM126 149V148H125ZM124 149V150H125ZM129 149V148H128ZM138 149V148H137ZM179 150H180V148H178ZM204 149H206V148H204ZM229 149V148H228ZM249 149V152L248 153H251V154H249V156H248V154H247V156L245 157V159H244V157L243 158H240L239 156H240V154H244L245 153V150L247 151ZM71 150V149H70ZM103 149H101V151H102ZM108 150V151H109ZM113 150V149H112ZM134 150H136V149H134ZM159 150V149H158ZM55 151V152H56ZM95 151H97V152H95ZM99 151V152H98ZM104 151V150H103ZM137 151V150H136ZM167 151H169V147L167 148ZM196 151V150H195ZM215 152H216V150H214ZM89 152V153H88ZM95 152V154H93ZM110 152V151H109ZM203 152V150H201L200 151V153H201V156H204V153L206 154L207 152L204 150V152ZM68 153V152H67ZM67 153H66V157H67ZM96 153H97V155H96ZM101 153H103V152H101ZM107 153V152H106ZM196 154H198L197 152H195ZM221 153V152H220ZM74 154V153H73ZM111 154V152L109 153V155ZM130 154H131V152H130ZM154 155L156 154V153H153ZM193 155L194 157L192 158L193 160H192V162H194L195 163V165H196V163L198 162L197 160H196V162H195V158L197 157L198 158V156L199 155ZM225 154V153H224ZM76 155H77V153H76ZM88 155V156H87ZM132 155V154H131ZM137 155V154H136ZM157 155V154H156ZM208 155V157L206 158V156ZM211 155L212 154H206V156H204L203 158L204 159H206V160H204L203 158H199L201 161H203L202 163H204V164H208V160H209V162L212 160H210V158H211ZM223 155V154H222ZM244 155H246V154H244ZM94 156H96L97 158H99L97 161H96V157H94ZM99 156H101V155H99ZM103 156H104V154H103ZM105 156H106V159H108V155L107 154H105ZM111 156V155H110ZM142 156V155H141ZM177 157L179 156V153H178V155H176ZM187 156V154L185 155V156H183V157H186ZM196 156V157H195ZM209 156H210V158H209ZM219 156V155H218ZM165 157V156H164ZM215 157V156H214ZM229 157V156H228ZM227 157V158H228ZM54 158V159H53ZM96 158V159H95ZM105 158V157H104ZM110 158V157H109ZM147 158H148V160L150 159L149 158V156H147ZM196 158V159H197ZM218 158V157H217ZM82 159V158H81ZM81 159H79V160H81ZM102 159V158H101ZM100 159V160H101ZM111 159V158H110ZM172 159V158H171ZM214 159H216V158H214ZM113 160V159H112ZM110 161V163L111 162H114V160L113 161ZM145 160V155L143 156V161ZM83 161V160H82ZM82 161L81 162H79V163H82ZM107 161V160H106ZM150 161V160H149ZM186 161H187V159H186ZM201 161H199V162H201ZM205 161H207L206 163H205ZM53 162V163H52ZM78 163V161L76 160L75 161V163ZM108 162H109V159H108ZM108 162H105V163H108ZM146 162V161H145ZM145 162H142V163H144V165H145ZM173 162V161H172ZM174 162H175V160H174ZM217 162V161H216ZM240 162H243V163H241L240 164ZM58 163V165H59V167H58V165H56ZM109 163V164H110ZM190 163V162H189ZM65 164V165H64ZM168 164H170V162L168 163ZM175 164V163H174ZM206 164V165H207ZM70 165H71V163H70ZM83 165V166H82ZM126 165V164H125ZM171 165V164H170ZM218 165V164H217ZM55 166H57L55 169H57V170H55L54 169V167ZM65 166V167H64ZM80 166V165H79ZM143 166V165H142ZM149 166H151V164L149 165ZM62 167H64V169L65 170H63V168ZM131 167H132V165H131ZM198 167V166H197ZM196 167V168H197ZM222 167H223V165H222ZM127 168V167H126ZM138 168V167H137ZM151 168H152V166H151ZM150 168V169H151ZM157 168V167H156ZM183 168V167H182ZM214 168H215V166H214ZM59 169V170H58ZM171 169V168H170ZM169 169V170H170ZM68 170H73L72 172H69ZM81 170V171H82ZM126 170V169H125ZM130 170H133L132 168L130 169ZM154 170H155V173H153L154 172ZM58 171H60L59 173H58ZM67 171V172H66ZM80 171V172H81ZM139 170L137 169V171H135L134 170V174H136L137 172H138ZM173 171V170H172ZM182 170L180 169V172H181ZM184 171V170H183ZM196 171V170H195ZM64 172V173H63ZM83 172V173H84ZM123 172H125V171H122V174L120 175V176H122L123 175ZM132 172V171H131ZM141 172V174L143 173V172H145L144 170L142 171H140ZM177 172V174H178V171H176ZM85 173H84V175H85ZM162 173V174H161ZM168 173H170V171L168 172ZM182 173V172H181ZM202 173L204 174V176H205V174H207L206 173V171H205V169L203 168V170H202ZM112 174H114V171H113V173ZM132 174H133V172H132ZM149 174L151 175V173L149 172ZM171 174V173H170ZM195 174H196V172H195ZM109 175H111L110 174V172H109ZM148 175V174H147ZM149 175V176H150ZM171 175H173V174H171ZM181 175V174H180ZM193 175V174H192ZM215 175V174H214ZM108 176V175H107ZM112 176V175H111ZM110 176V177H111ZM133 176H135V175H133ZM149 176H148V179H147V181H148V183L150 182V180H151V182L153 181V179H156L155 177L153 178V176H151V179L149 178ZM197 176H198V174H197ZM203 176V177H204ZM112 177H115V175L114 176H112ZM143 177H144V175H143ZM142 177V178H143ZM165 177H166V179H165ZM184 177V176H183ZM194 177V176H193ZM116 178V179H115ZM114 179L115 180H117L118 178L117 177H115ZM134 178V177H133ZM141 178V180H144V179H142ZM132 179V178H131ZM150 179V180H149ZM156 179V180H157ZM180 179H181V177H180ZM196 179V178H195ZM204 179V178H203ZM92 180V179H91ZM108 180H109V177H108ZM107 180V181H108ZM133 180H135V179H133ZM141 180H140V183H139V185H141L142 184V182H141ZM156 180H154L155 182L154 183H157L158 181H156ZM183 180V179H182ZM185 180V179H184ZM215 180V179H214ZM132 181V180H131ZM131 181H129V182H131ZM187 181H189V180H187ZM191 181H192V179H191ZM123 182V181H122ZM129 182H127V183H129ZM151 182L149 183V184H151ZM178 182V183H177ZM184 182V181H183ZM216 182H217V180H216ZM47 183H51V186H50V188L51 189H48L49 187H47ZM116 183V182H115ZM114 183V184H115ZM118 184H119V181L117 182ZM116 183V184H117ZM112 184H113V182H112ZM113 184V185H114ZM177 184H178V189L177 190H174V189H176L175 187L177 186ZM184 184V183H183ZM182 184V185H183ZM190 184H192V185H190ZM53 185H59V187L61 186V185H64V197H57L58 195L56 194V192L55 191H58V189H56L55 191L53 190ZM151 185H153V183L151 184ZM160 187H161V185H160V183L158 184ZM157 185V187H159ZM176 185V186H175ZM215 185H216V183H215ZM53 186V187H52ZM96 186V187H95ZM116 186V185H115ZM179 186H180V188H179ZM206 186V185H205ZM217 186V185H216ZM114 187V186H113ZM131 187V186H130ZM160 187H159V189H160ZM85 188V187H84ZM132 188V187H131ZM212 188V187H211ZM211 188H210V191H211ZM59 189H61V187L59 188ZM114 189L116 190V187H114ZM149 189H151V188H149ZM148 189V190H149ZM50 190V191H49ZM181 190V189H180ZM183 190L185 191V193H187L188 192V194L187 195H185V196H187L188 198L187 199H185V196L183 195ZM186 190H188L187 192H186ZM209 190V189H208ZM214 190V191H215ZM139 191V190H138ZM142 191V190H141ZM174 191H175V193H176V195L177 194H179V193H181L180 195H178L177 197L179 198V197H182V198H184L183 200V202L181 201L182 200V198H181V200H179V202L181 203V205L183 206V209L182 210H180V212H181V214H182V212L184 213V216H183V221L180 223V224H178L175 220H174V218L176 219L177 217H179V215L177 216V217H174V216H176V214L173 216V212L176 210V205H177V203H175L176 202V199H178V198H175L174 197V195L175 194H173L174 193ZM207 191V190H206ZM129 192H130V194H131V189L129 188ZM146 192V191H145ZM145 192L143 193V198H144V196H145ZM148 192V191H147ZM192 193V195L190 194V193ZM156 193V192H155ZM184 193V194H185ZM207 193V194H206ZM58 194H60L59 196H61V192H60V190H59V193ZM171 194H173V195H171ZM57 195V196H56ZM189 195V196H188ZM191 195V196H190ZM117 196V195H116ZM133 196V195H132ZM172 196V197H171ZM142 197H140V198H142ZM153 197V196H152ZM171 197V198H170ZM213 197V198H214ZM141 199V200H144V199ZM216 198H214V200H215ZM82 200H84V202H85V204H84V210H87L86 212L88 213V211H90L89 213L91 214V216L93 217V220H92V222H87V221H84L83 220V218H81V216H80V214L77 212L78 210H81L80 208H82V207H79L78 208V202H80V201H82ZM138 200H140V199H138L137 198V201ZM208 200V201H207ZM209 200H211V202L209 201ZM139 202H141V201H139ZM178 202V203H179ZM207 202H209L208 204L209 205H207ZM218 202V199L216 200V203ZM157 203V204H158ZM218 203V204H219ZM213 204V203H212ZM223 203H221V205H222ZM220 205V206H221ZM224 205V204H223ZM179 206V205H178ZM212 206V205H211ZM160 207V208H159ZM180 207V206H179ZM223 207V206H222ZM222 207H220V209L222 208ZM82 208V209H83ZM143 208H145V207H143ZM159 208V209H158ZM232 208V207H231ZM78 209V210H77ZM135 209V207L133 208V210ZM208 209V208H207ZM233 209V208H232ZM231 209V210H232ZM223 210H224V208H223ZM230 210V211H231ZM195 211V212H194ZM153 212V211H152ZM213 212H218V211H216L215 210V207H214V209H213ZM88 213V214H89ZM231 213H232V211H231ZM234 213V212H233ZM181 214H180V216H181ZM214 214V213H213ZM220 214H221V212H220ZM229 214V213H228ZM235 215H236V217H235ZM6 216V217H7ZM115 216L117 217V220L115 221ZM132 216H133V214H132ZM136 216V215H135ZM147 216V215H146ZM220 216L221 215H219L218 216V218L216 217L215 219H216V221H215V226L218 228L219 227V225H218V221L219 222H225V221H227V219H228V217L227 218H225V217H221L220 218ZM86 217H88V215L86 216ZM137 217V216H136ZM212 217H214V216H212ZM233 217V218H232ZM89 218V217H88ZM88 218H87V220H88ZM181 218H182V216H181ZM196 218H197V220H196ZM223 218H225L224 220H223ZM166 219H168V221L166 220ZM180 219V218H179ZM179 219H177L178 221H179ZM207 220H210V221H212L211 219H208V218H206ZM206 219H204L205 221H206ZM219 219V220H218ZM221 219V220H220ZM195 220H196V222H195ZM218 220V221H217ZM5 221V220H4ZM89 221V220H88ZM167 221V222H166ZM181 221V220H180ZM228 221V222H229ZM236 221V222H237ZM196 223V226H195V223ZM227 222V223H228ZM2 223V222H1ZM0 223V224H1ZM4 223V222H3ZM200 223V222H199ZM222 223H220V225H222ZM203 224V223H202ZM210 224H212V222L210 223ZM232 224H234V223H231V225ZM136 225V224H135ZM223 226V225H222ZM14 227L12 228V229H14ZM167 228H168V230H167ZM170 228V229H169ZM208 228H209V224H208ZM207 228V230H209ZM220 228H221V226H220ZM220 228L218 229V232H219V230H220ZM225 228V227H224ZM251 228V229H252ZM217 230V229H216ZM226 230H228V229H226ZM2 231V230H1ZM114 232V234H115V238H113V239H110L109 237V233L110 232ZM203 231V230H202ZM221 231H222V229H221ZM239 231V232H238ZM250 231V230H249ZM226 232V231H225ZM7 233V232H6ZM190 233V232H189ZM210 233H212V232H210ZM209 233V234H210ZM220 233V232H219ZM195 234H197L196 232H195ZM201 234V233H200ZM122 236L123 237V242L121 243L120 242V240H119V238H118V236ZM190 235V234H189ZM246 235V237H248V239H250V244H248L246 247H238L237 246V244L236 243H240V244H242L243 243V241H246V237L245 238H243L244 236ZM198 236H202V237H199L198 238ZM216 236H218V233H217V235ZM222 237L224 236L223 234L221 235ZM191 237V236H190ZM201 238V239H200ZM217 238V237H216ZM220 238V237H219ZM192 239V238H191ZM190 239V240H191ZM207 239V238H206ZM205 239V240H206ZM211 240H212V238H211ZM216 241H217V239H216ZM231 241V240H230ZM173 243L174 245H173V247H171V246H169L167 243ZM248 242V243H249ZM257 243V246H254L253 244L254 243ZM201 243V244H200ZM233 243H235L236 245H233ZM253 243V244H252ZM150 244V246H148ZM151 244H152V246H151ZM207 246V245H206ZM215 246H217V244L215 245ZM214 250V249H213ZM216 250H217V248H216ZM201 252H203L202 250H200ZM216 252V251H215ZM199 254H200V252H199ZM202 254V253H201ZM200 254V255H201ZM217 254V253H216ZM189 255H191V254H189ZM190 257V256H189ZM197 257L198 256H196L195 258H194V260H196L197 259ZM186 258V259H187ZM192 258L193 257H191V261H192ZM189 259V258H188ZM188 259H187V263H185V261L183 260V262H184V264H190L191 263V261L190 262H188ZM218 263V262H217ZM183 264V263H182ZM195 264H197V263H195Z\"/></svg>",
  "mask_w": 264,
  "mask_h": 264
},
{
  "label": "rangeland",
  "instance_id": "obj_2",
  "mask_svg": "<svg viewBox=\"0 0 264 264\" xmlns=\"http://www.w3.org/2000/svg\"><path fill=\"white\" fill-rule=\"evenodd\" d=\"M37 1V0H36ZM35 0H30L29 2L28 1H26V0H0V10L2 9V7L4 8V10L2 9V14H0V53H1V55H2V57H1V55H0V58H1V61H0V73L1 74H4V76H1V79H5L6 77H7V74L9 73V72H14L13 74V76H12V81H17V88L19 89L18 91H19V93L18 94H20L19 96V98H20V100L18 101V104H17V111H19V113H18V115L16 114V112L14 111V113H10V114H13L14 116H17V117H19V115H21V113L23 112V107L24 106H27V102H26V100L24 101V99H26V98H24V96L23 95H25V97L27 96V95H30V96H32L33 98H38L40 101H39V105L38 106H36V108L38 109V110H41V108H43V107H46V109L44 110L43 109V111H46L48 114H45V112H42V113H44L43 115H45V118L46 119H43V118H41V116L38 118L37 117V115L35 114V113H41V112H36L35 110L34 111H32L31 112V114L30 115H28L29 113H26V115L28 116H26V117H24V119H25V122H24V119H23V117H22V115L24 114L25 115V112H23V114L21 115V118H22V120H21V122H19V121H17V122H13L12 124H13V127H14V131H15V133H18V135H21L24 139H22V141H21V149L23 150V146H24V141L26 140V138H28L29 136H30V133L28 134L27 132H26V130H27V124L30 122V125L28 124V130H32L33 129V126H34V123L36 122V123H39V125H38V133L39 134H41V133H43L44 132V134L46 133V135H52V129H55L56 127L55 126H58L59 124H58V121L60 120V121H62V124L61 125H67V126H65V127H67L66 129L68 130H66V131H63L62 129H63V127L64 126H60V127H62V128H60L61 129V131L60 130H58V128H56L54 131H55V133L56 134H58L60 137H58V135H56V134H54L53 133V137L56 135L59 139H56V138H54V139H52V141H53V144H52V149H51V151L50 152H48L47 154H46V162L49 160L50 161V163H51V161L52 160H50V159H52V157H53V154L55 155V153H57V149H60V150H62L63 151V149H64V147L66 146H68V149H64V150H66V152H65V154H64V152H61L60 153V151H58V153H57V155H56V157H55V160L57 161V162H61L63 159L62 158H67V159H65L66 161L65 162H63V163H65L66 165H67V167L69 168V166H72V162H73V165L75 164H79L78 165V168L80 169V170H78V172L77 171H74V172H76L77 174L76 175H74L72 178H73V180H75L76 178L78 179V181L80 180L79 178L81 177V178H84L85 176H86V174L87 173H85L82 169H81V164H83L84 165V161L85 160H87V161H89L92 157H93V155H92V153H90L89 155H91L92 157L91 158H89V157H84V159H83V157H81V156H84L83 154H85L86 153V151H87V149H88V151L89 152H91L92 151V147L93 146H90V145H92V143L91 142H93L94 140L96 141H100L101 140V138H104V137H107L106 135L107 134H105L104 132H105V128L103 127V129H100V130H98V128H99V124H101V125H104V126H106V125H109V126H111L112 128H109L112 132L113 131H115V133H124L123 131H126L127 129H129V128H127L128 127V125H126V124H128V123H126V122H130V123H133L134 124V122H137V120L135 119V118H138V116L141 118L142 117V122L141 123H143V124H139L140 126H142V127H140L139 125H138V122L137 123H135L136 125H138V126H135L134 127V129H139V127L142 129V130H149L150 131V128H153L152 129V132H154V133H158V134H161V135H163V136H159V135H157L156 137L155 136H150L149 137V139H150V143H148L147 142V140L146 141H144L145 139H143V141L141 140L143 137L142 136H140L139 134L136 136V134L134 133H128V132H133L134 131V129L131 131V130H127L126 131V133H124V134H122V135H116V136H114L113 134H111V135H113V138H111L112 136L110 135V133H112L109 129V135L111 136H108V137H110L109 138V140L108 139H102V140H104V141H102L101 140V142H98L97 143V141H96V143L97 144H94V146L95 147H97L98 145V147H100V145H102V147L103 146H105V147H101V149H103L102 151H101V149L98 151L99 152V154H98V157H100V159L99 158H97L96 156H94V157H96L95 159H96V161L99 159V164H101V166H103V167H106V166H104L103 164H102V162H104V164L105 165H107L108 164V166L106 167V169L110 172V174L112 175V176H114L115 175V177H117L118 179L117 180H115L116 178L115 177H112L111 175H109V172H106V174L101 178V182H103V180H104V182H105V180H106V183L108 182V184H110L109 186H110V191H111V193H112V196L113 195H115V192H116V195H115V198L116 199H118V200H121V201H127L126 199H131V197L134 199V207H135V209L133 210V208L134 207H131V212H133L132 214H133V216H132V214H131V217H130V222H131V224H132V226H133V223H135L134 224V229L135 230H137V231H139L140 229H141V226L138 224V223H136L137 221H140L141 220V218H140V216H138V213L136 212L137 211V208H136V206L138 207V209L140 210V209H142L143 211H144V216L145 217H143V219L142 220H144V222L145 223H148V222H150V218L148 217V216H152V214H155V212H154V210H156V208H157V206H160V205H162V204H159L158 203V201H162L164 198V196L165 195H163V194H166L165 193V187L161 184V179L162 180H164L162 177H161V179H160V181H158V179H157V175H158V178H159V176H160V173H158V172H160L159 170H158V172H156V177H155V175L153 176L152 175V172H151V170L153 169V166L155 167L154 169H158V166L159 165H154V164H156V163H159L160 164V162H161V164H160V166L159 167H161L162 166V164H163V160H165V164H163L164 166H163V168L166 170V171H170V173L171 174H173V175H171L170 173H166V176L168 175V177H169V179H171V180H177V179H179L178 181H179V183L178 184H180L181 185V188H180V186H179V188L181 189H179V191H177V193L178 192H180V191H182V189H183V187L184 188H188L189 187V183H193V181H195L196 180V182H201L200 181V179H201V177H202V182H203V189L205 190V192H208V195H209V193L211 194L210 196H207V198L206 199H208V197L210 198L211 197V199H212V202H211V200H209L211 203H210V205L208 204L209 202H207V205H209V206H206V212H210L211 211V208H209V207H212V212H210V213H206V215H205V217H204V219H206V218H208V219H211L212 221H210V220H207L206 219V221L204 220V219H199V221L198 222H196V220H197V218H196V220H195V222L197 223V225H199L198 226V228H197V230L198 231H201V232H197V231H195V230H192V229H190V228H188L187 227V225H184L183 223H184V221L182 220L183 219V216H184V213L182 212V214H181V212H180V210H182L183 209V206L181 205V203L185 200V199H187L188 197L187 196H185V195H187L188 194V190H186V192L187 193H185V191L183 190V195L185 196V199L184 198H182V197H177L178 195H180L181 193H179V194H177L176 195V193H175V191H174V193L173 194H175L174 195V197L175 198H178V199H176V202L175 203H177V205H176V210L173 212V216L176 214V216H174V217H177L178 215H179V217H177L176 219L174 218V220L178 223V224H180L182 221H183V223L182 224H180L178 227H177V230H178V232L181 234V232L183 233L182 235H186L187 234V236H185L187 239H189V242L190 241H192L191 243H194V244H196L197 242H199L200 240L198 239V241L195 243V239L197 240V235H202L203 233L202 232H205V230L207 231V232H209L210 230V232H212V233H207L208 235H206L207 237H205V234L206 233H204L202 236H204V237H202V236H198V238L199 237H202V241H200L201 243V245H203L204 247H206V248H208V251L210 252V254H211V264H220V261H218L219 260V251H218V249H219V245H221V244H223L224 246H226V247H231L232 245V236H233V234H232V232H235V231H237L239 228H238V226L241 224V225H243L244 224V222H245V220L244 219H242V218H238V221L235 219V222H232V221H234V219L233 220H231V218H230V221H229V216L231 217V215L233 216L234 214H236L237 213V211H238V209H237V211L235 212V210H236V208L237 207H239L240 206V204H241V202H237L235 205H237V207L235 206V205H232L231 206V204H228V205H226L225 204V202H223L224 200H223V198L222 197H216L217 196V191L216 190H218L219 189V187L218 186H220V178H221V168H226V167H228L230 164H231V162H230V159L231 158H233L232 157V153L234 152L233 151V147H232V145L234 146V150L236 151V148H238V145L239 144H241V143H243V144H245V142H243V141H245L244 139L246 138V136L248 135V133H250L247 137H248V139H250V137L253 139H250V140H252V141H248V142H250L249 143V145L250 144H252V146L249 148L250 150L253 148L254 149V147H255V145H256V139H254L255 137L251 134V130H252V127H253V125L255 124L256 125V119L259 117V114L261 113V115H264V86H260L259 84L261 83V82H263V81H261V82H259V81H257V83L255 82L257 79H259L258 78V72H255V73H253V77H254V81H253V83H252V87L249 85V83H247V79L246 78H243V77H241L240 76V74H237V73H235V74H237V75H239V76H237V75H235V74H233L232 73V75H231V81H232V83H233V87L231 86V88H230V86H227V74H225V70L223 71L222 69V66L220 65V62H219V60H220V58L219 57H215V56H212V59H208L206 62H205V64H204V66H202V65H198L197 64V62L196 61H194V59H193V57H191L192 56V54H191V51L189 50V47L188 48H185L184 46H183V44H185L186 43V41L187 42H189L190 40H191V38L195 35V32L197 31V30H195V29H192V30H194V33L192 34V32L193 31H191L190 29H189V31L188 30H185V28L184 29H182V28H178V26L176 25V23H175V21L173 20V16L176 14V12H175V10H176V7L178 8H180V9H177L176 11L178 12V10H179V12H180V14H182L184 11L185 12H193V14L195 13V14H197L198 12H199V14L201 15V17L204 19V18H208V12H207V5H206V2H205V0H187V2L189 3V5H186L185 6V8H182V7H184V6H180L181 5V3H180V1L179 0H169V1H167L166 0V3L168 4V6L169 7H171L170 9L171 10H169V8H168V6H166L165 5V2H160L161 0H158L160 3H158V1L156 0V2L155 1H151V0H124L123 2L124 3H126L124 6H126V5H128L129 6V3L130 4H132V5H134L135 6V4L137 3H139V4H141L142 6L141 7H143V8H138L137 7V9H138V11L137 10H134V11H136V13L133 11V9H132V11L130 12L131 14H133V16H131L130 15V13L129 14H127V9H128V7L125 9V10H123V7H122V0H121V2H120V0H114V1H118L117 3H119L120 4V7H122V9L119 7H117V6H119V5H117L116 6V4L114 3V1L112 2V0L110 1V0H108V3H107V0H103V2H102V0H84L85 2H82L81 0H79L80 2H82V5H84V6H82L81 5V3H80V5H79V2L77 3V0L75 1H73V0H41L39 3H38V1H37V3H32V2H36ZM163 1V0H162ZM202 1H203V3H202ZM8 2H10V3H8ZM14 2H16L15 4H13ZM71 2H74V3H71ZM110 2H112V3H114V5L112 4V3H110ZM146 2H147V5H146V7H145V5L143 6V4H146ZM148 2L149 3H151V5H152V7L151 8H149V6H150V4H148ZM198 2V3H197ZM219 2H220V5H219V10H220V14L223 16V17H225L226 15H228L229 13L228 12H231L232 11V9L233 8H235L236 10L240 7V3H235V4H233L232 5V1H230V0H219ZM71 3V4H70ZM91 3H94L93 5L91 4ZM99 3H101V7L99 8V7H96V6H98V4ZM154 5H153V4ZM225 3V5L222 7L221 6V4H224ZM9 4V5H8ZM27 4V5H26ZM34 4H36V6L34 5ZM59 4V5H58ZM63 6H62V5ZM78 4V5H77ZM85 4H87V6H85ZM171 4L173 5V6H171ZM178 4V5H177ZM89 5V6H88ZM90 5H92V7L90 6ZM131 5V7L132 8H134V9H136L134 6H132ZM226 5H228V6H226ZM229 5H231L230 7H229ZM75 6H78L77 8L79 9V8H81L82 7V9L79 11H75L76 10V8H75ZM139 6V5H138ZM154 6V7H153ZM176 6V7H175ZM187 6H190V8L189 7H187ZM205 6V7H204ZM8 7V8H7ZM87 7V9H84V8H86ZM93 7L94 8H99V10H98V12H95L96 11V9H94L93 10ZM149 9H148V8ZM7 8V9H6ZM109 8H112V9H114V12H113V16L114 17H112L111 16V14L108 12V10H109ZM155 8V9H154ZM205 8V9H204ZM6 9V10H5ZM140 9V10H139ZM164 9V10H163ZM192 9H194V10H192ZM230 9V10H229ZM76 12V18H74L75 17V12ZM124 12H123V11ZM147 10V11H146ZM157 10V11H156ZM166 10H168V11H166ZM126 11V12H125ZM142 13H141V12ZM31 12V13H30ZM38 12V13H37ZM74 12V13H73ZM117 12H121V15H119L120 16V18L121 17H124L126 14H127V16L128 15H130V21L132 22V24H131V27H129V28H132V25H133V32H134V30H137V33L138 34H132V33H130L129 31H131V29L129 30V28L128 27H126L127 25H125V24H123V25H125L124 27H123V25H120L121 27H116L117 29H116V31L117 32H119V33H123V35L122 36H120L121 38H124L123 36L124 35H126V33H127V35L129 34H131V35H133L134 37L135 36H137V42H140V45H139V43H137V42H135L137 45H135L136 47H135V49H134V51H132V53H133V55H132V53H130L129 52V50H127V48L128 49H130L131 50V48H130V44L131 43H133L132 41H136V39H134V40H131V42H130V44L128 45L127 44V46H126V42H127V40L125 39V38H129V35L128 36H125V44L123 43L124 41H122V48L120 47V50H119V48H118V46H117V42H119L118 41V38H120L118 35L116 36V35H114V32H116L115 31V27H114V25H112L111 26V28L112 29H110L109 27V25H111V24H113L114 22H118L119 20H120V18L117 16ZM129 12V11H128ZM29 13H30V15L32 14V16H29ZM118 13V14H119ZM125 13V14H124ZM147 13V14H146ZM206 13V14H205ZM235 13V14H234ZM238 11H233V12H231L230 14H229V18L227 19L228 20V22L229 23H233V21H235L236 23H237V25H236V27H234V32H235V36H234V38H231V39H228L227 40V43H226V47L227 48H229V47H231L233 44H234V42L237 40V39H239L240 37V43H241V50L239 51V53H247V52H249L250 50H254V48L257 46L255 43H256V40H253L254 39V36H253V34H252V31H251V29H246V31H244L243 29H244V23H243V17H242V15L240 14V13H238ZM19 14V15H18ZM46 14V15H45ZM109 14H110V17H109ZM138 14V15H137ZM140 14V15H139ZM198 14V15H199ZM35 15V16H34ZM37 15H39V16H37ZM81 15H88V16H85V18H83ZM206 15H207V17H206ZM70 16V17H69ZM71 16H73V17H71ZM81 18H83V19H81ZM99 17V19H98V17ZM156 16V17H155ZM204 16V17H203ZM15 17V18H14ZM35 17V18H34ZM91 17H93V18H91ZM97 17V20L95 19ZM141 17V18H140ZM152 18L151 19V21L152 22H155L156 21V23H150L149 25H148V21L150 20V18ZM158 17H159V20H158ZM4 18V19H3ZM69 18V19H68ZM100 18H103L104 20H107V22H109L110 23V21L111 20H113L112 22L113 23H111V24H109V23H106L105 24V26H104V21H102V19H100ZM140 18V19H139ZM144 18H148L147 20L146 19H144ZM26 19L27 20H29V22H26ZM97 21H95V20ZM108 19H111L110 21L108 20ZM139 19V20H138ZM164 19H165V21H164ZM168 19V20H167ZM5 20V21H4ZM25 20V22H22V21H24ZM118 20V21H117ZM169 20H172V21H169ZM3 21L5 22V23H3ZM121 21V20H120ZM207 21V20H206ZM12 22H13V26L11 25L12 24ZM94 22V23H93ZM133 22H134V24H133ZM20 23V24H19ZM69 23V24H68ZM85 23H86V25L89 23V24H91V26L88 24V27H90V28H88V29H91L92 27H96V26H98V28H96V30H93V31H96L95 32V34H100L101 36H102V38L101 37H99V36H97V37H95L94 39H85V38H88L89 36H91V31H92V29H91V31H89L88 29H85V31H84V28H83V26L82 25H84V27L86 26L85 25ZM128 23V22H127ZM136 23H138V24H136ZM144 23H146L145 25L147 26H144ZM18 24H19V26H18ZM48 24V25H47ZM78 24H81V25H78ZM97 24V25H96ZM115 24V23H114ZM74 25H78V26H75V27H77V28H75L74 27ZM106 25H108L109 27H106ZM134 25H138V27L140 26L141 28L139 29V28H137L136 26V28L134 27ZM143 25V26H142ZM176 25V26H175ZM12 26V28H10ZM58 26L60 27V26H62V28H58ZM70 27V35H69V32H68V34H67V36H66V34H64V33H66L67 31H69L68 29L69 28H65V27ZM100 26H101V28H100ZM129 26H130V23H129ZM164 26H167L169 29L171 28L172 29V27H177V28H173L172 29V33L173 32H175L176 33V30L178 29V31H180V33L181 32H183L184 34H174V37H173V34L171 35V32H170V35L173 37V38H171L170 36H169V33L167 34V30L168 29H166V30H163L164 31V33H162L163 31H161V30H159V31H161V32H159V31H157L158 29L157 28H160V27H162V28H165ZM7 27H9V29H6ZM44 27L46 28L45 30H44ZM180 27V26H179ZM57 28V29H56ZM107 28L108 29H110V31L108 30L107 31ZM114 28V29H113ZM121 28V29H120ZM154 28L155 29H157L156 31L154 30ZM6 29V30H5ZM30 29V31H28V30ZM34 29H36V31H31V30H34ZM42 29V30H41ZM64 29H66L67 31H65ZM118 29H119V31H118ZM161 29V28H160ZM170 29V30H171ZM26 30L28 31V33L26 32ZM60 30V31H59ZM89 32V33H86L87 34V37H85V38H82V43H80L79 44V41H81L80 39H79V41L77 40L76 41V38L73 36V37H71V34H76L78 31L79 32H83L84 31V33L85 32H87V31ZM126 30H127V32H126ZM129 30V31H128ZM184 30L185 31H187V33H185L184 32ZM249 30L251 31V33L249 32ZM2 31H3V33H2ZM41 31V32H40ZM44 31V32H43ZM92 31V33H94ZM97 31H98V33H97ZM104 32V31H107V34L105 35V32H104V35H105V38H103V35L101 34V32ZM152 31H154V33H152ZM213 31V32H212ZM211 32H212V34H211V32H210V30L208 29V30H206V31H204V32H202V34L201 35H199V39H200V44L202 45V46H204V47H206L207 45H208V43L209 42H215L216 41V38L217 37H215L216 35H215V33H216V31H214V30H212ZM226 31V29H223L222 30V32L224 33ZM242 31H244L243 33H242ZM116 32V33H117ZM129 32V33H128ZM169 32V31H168ZM208 32V33H207ZM209 32H210V34H209ZM18 33H21V34H25V36L27 37V35H26V33L28 34V37H27V39L25 38V36H23V35H21L20 34V37H19V34ZM39 33V34H38ZM162 33V34H161ZM177 33H179V32H177ZM241 35V33H242V35H245V37L244 36H240L239 37V34ZM80 35H81V33H79ZM79 34H76V35H79ZM90 34V35H89ZM94 34V35H95ZM121 34H119V35H121ZM205 34V35H204ZM214 34V35H213ZM39 35V36H38ZM54 35H56V37L58 36V38H59V36H60V40L61 41H63V42H65V43H68V44H71L72 45V48L71 49H73L71 52H72V54H70L71 52L70 51H68L69 52V54H67L66 56H65V58L63 57L64 55H60L58 52H56L55 50H53L52 51V49H51V47L52 46H50V47H48L49 46V42H54V44H56L57 43V45H58V43L59 42H57V39H56V37L54 36ZM66 37H65V36ZM79 35V36H80ZM182 35V36H181ZM251 35V36H250ZM51 36H54V37H51ZM82 36V35H81ZM84 36H86V35H84ZM117 38V42H116V40H115V42L116 43H114V44H116V45H114V44H112L113 42H114V39H116L115 37ZM141 37V39L139 38L138 39V37ZM248 36V37H247ZM34 37V38H33ZM83 37V36H82ZM184 39H183V38ZM207 37L209 38V39H207ZM211 37V38H210ZM214 37V38H213ZM239 37V38H238ZM249 37L251 38V39H249ZM18 38V39H17ZM77 38H79V37H77ZM90 38V37H89ZM91 38H92V36H91ZM131 38V37H130ZM133 38V37H132ZM144 38V39H143ZM150 38V39H149ZM206 38V40H204ZM71 39H72V41L73 40H75V41H73V42H68V41H71ZM85 39V40H84ZM96 39H98V40H96ZM162 39L165 41L164 42V44H166V45H164V46H161V45H158L159 43H158V41L160 42V44L161 43H163V41H162ZM202 39V40H201ZM9 40V41H8ZM28 40V41H27ZM59 40V39H58ZM93 40V41H92ZM123 40V39H122ZM151 40V41H150ZM161 40V41H160ZM207 40H208V42H207ZM252 40V41H251ZM157 41V42H156ZM166 41H169L168 43H166ZM28 42V44L26 45V43ZM108 42H110L111 44H110V46L111 47H107V45H109L108 44ZM146 42H148L149 44H151L152 43V45H148V43H146ZM153 42H156L155 44L157 45V46H155L154 47V44H153ZM180 42V44L181 43H183L182 44V46L184 47L183 48V50L181 49V48H179V46H177L178 44L177 43H179ZM23 43H25V44H23ZM64 43V44H65ZM97 43V44H96ZM103 43V44H102ZM135 43H133V44H135ZM14 44V45H13ZM51 44V43H50ZM84 44V45H83ZM121 44V43H120ZM170 44V45H169ZM177 44V45H176ZM247 44H248V46H247ZM77 45H78V47H77ZM90 45V46H89ZM119 45V44H118ZM174 45H176V46H174ZM187 45V44H186ZM54 46H56V45H54ZM53 46V47H54ZM69 46V45H68ZM68 46H66L67 48H69V50H70V47H68ZM87 46V47H86ZM117 46V47H116ZM120 46V45H119ZM141 46V47H140ZM254 46V47H253ZM57 47V46H56ZM55 47V48H56ZM75 47H77V48H75ZM87 48L88 50L87 51H83V49H85V48ZM98 47V50L96 51V48ZM137 47H139V48H137ZM163 48L162 50H161V48ZM176 47H178V48H176ZM253 47V48H252ZM28 48V49H27ZM91 48V49H90ZM104 50H103V49ZM116 48H118V50H119V52H117L114 56H113V53H114V51L116 50ZM134 48V47H133ZM249 48V49H248ZM46 49H47V51H46ZM81 49V51L83 52V54H82V52L81 51H79ZM147 49H149V50H147ZM152 49V50H151ZM23 50V51H22ZM24 50H26V51H24ZM102 50V51H101ZM110 50V51H109ZM186 50V51H185ZM243 50H245L244 52H242ZM253 50H252V52H253ZM7 51H8V54H7ZM112 51V52H111ZM117 51V50H116ZM115 51V52H116ZM136 51V52H135ZM139 51V52H138ZM183 51V52H182ZM189 51V52H188ZM4 52H5V54H4ZM10 52V53H9ZM19 52H20V56H21V58H19V59H17V56H18V54H19ZM47 52H48V54H47ZM53 52H55V53H53ZM77 52V54H78V52H80L79 54H78V57H77V54L75 55V53ZM85 52H87V53H85ZM103 53V55H102V53ZM112 53V56H111V53ZM251 52V51H250ZM53 53V54H52ZM106 53V54H105ZM110 53V54H109ZM152 53V54H151ZM188 53V54H187ZM4 54V55H3ZM60 56H62L61 58L59 57V55ZM189 54H191V55H189ZM7 55H8V57H7ZM14 55V56H13ZM76 57H75V56ZM83 57H82V56ZM176 56V57H174V56ZM185 55H187V57L185 56ZM80 56V57H79ZM95 56V57H94ZM159 56V58L160 57H163V58H160V60H159V58L158 59H155V57L157 58ZM169 56V57H168ZM172 56L174 57V58H172ZM184 56H185V58H184ZM190 56V57H189ZM243 56V55H242ZM246 56V55H245ZM150 57H153V59H155V60H153L152 62H150L149 61V59H148V61H144V63H146V65H148L149 63H152V64H155V65H151L152 66V69H151V73L150 74H148L146 77L147 78H149L150 76L149 75H151V74H153V76L156 78V79H154L155 81H156V83H155V85L157 84V83H159V81L157 82V79L159 80L160 78H161V76L163 75V73L164 74H168V73H170V71L172 70V71H178L177 73L175 72V73H172V71H171V73L172 74H174V75H176V74H178V73H181L180 72V70L182 71L183 70V72H184V70H186V71H188V75L189 76H187V73L185 72V73H182L181 74V77H183L182 79H179L180 77H179V75L178 76H176L177 77V80H175V78H173V84H172V80L171 79H168V80H170L171 81V84L170 85H168V89L167 88H165V86H164V84L166 85L167 83H164V84H161V83H163L165 80H162V81H160V84L158 85V87H157V85H156V87L155 86H152V85H154L153 83H151V84H149V85H151V86H147V87H151V88H156V90H158V91H160V92H163L164 94H166L167 96H168V99H166V100H163L162 99V101H161V103L158 105L157 104V100L155 99V98H157V95H152L151 93L149 94L148 93V95H145L146 96V98L147 97H153L155 100L153 101V103H152V105H153V107L156 109V112H157V114H158V118H159V116H161L162 118H165V120L168 122L167 123V125L170 123V120H172V121H177L176 119L177 118H179L178 120H180V125H179V123H177V124H175V123H173V124H170L169 126H167L166 128H165V126H164V128H162V127H160L158 124H156V123H154V122H152V119H151V116H150V114L148 113V112H145V115H143L144 114V110L143 109H141L140 107H138V104H142V103H145V101L146 100H144L143 98V94L144 93H142V95L141 96H139L138 97V94H140L141 92H143V89L145 88L144 86H143V88L141 87V86H139V88H138V85H143L144 84V80H143V78L142 77H139L140 79L139 80H137V81H134V83L135 84H133L132 82H130V81H133L134 80V78L136 79V75H135V72H133V70L135 69L136 70V68H138V64H139V66L141 67V66H143V65H145V64H142L143 63V61L142 60H146L147 58H150ZM181 57H182V59H181ZM216 59H214V58ZM130 58V59H129ZM131 58H133V60L135 61V58L137 59H141V61L139 62V61H137V63L138 64H136V66L137 67H135V68H133L134 66H132V68H130L129 67V69H131L132 71H130L129 69H128V67H127V65H125L129 60L133 63L134 61H132V59ZM144 58H146V59H144ZM172 60H171V59ZM181 59V60H178V59ZM187 58V59H186ZM191 58V59H190ZM242 59H243V57H241ZM21 59V60H20ZM108 59H113L112 61L113 62H111L110 64H108L109 62H107L106 63V61H108ZM120 59H128L127 61H124V60H122V62L124 61V62H126L125 64L124 63H122L121 61H120ZM150 59H152V58H150ZM175 59H177V60H175ZM190 59V60H189ZM214 59V60H213ZM218 59V60H217ZM86 62H85V61ZM95 60V61H94ZM96 60H102V61H99V62H101V64L100 63H96L97 65H94L95 64V62H96ZM104 60H106L105 62H103ZM173 62V64H171V61ZM175 60V61H174ZM187 60V61H186ZM213 60V61H212ZM84 61V62H83ZM90 61H93L94 63H93V65L95 66L94 68H92L93 66H90V68H88V66H89V63L88 62H90ZM120 63H119V62ZM184 61V62H183ZM218 61V62H217ZM60 62H64V64H58V63H60ZM70 62V63H69ZM74 62H76V65L77 66H75L74 64ZM136 62V61H135ZM148 62V63H147ZM189 64H188V63ZM214 62V63H213ZM217 62V63H216ZM48 63V64H47ZM49 63H51V64H49ZM52 63H56L57 64V66H54V64H52ZM73 63V64H72ZM92 63V62H91ZM129 63V62H128ZM132 63H130V64H132ZM174 63H176V66H175V70H174ZM181 63V64H180ZM214 65V68H213V65ZM219 63V64H218ZM20 64V65H19ZM46 64V65H45ZM130 64H129V66H130ZM140 64H142V65H140ZM187 64V65H186ZM196 64V65H195ZM11 66V65H14V67H15V69H14V67H13V70H12V67H11V69L9 70V68H7V70L6 71H4V67L5 66ZM19 65V66H18ZM24 65V66H23ZM73 65H74V67H73ZM79 65H82V69H84V67L86 68V65H87V69L88 70H86V71H90V70H92L93 71V69L94 70H97V68H99L97 71H95L94 73L97 75H93V77L91 78V80L88 82V83H82V82H80L81 80H82V77L80 76V75H72L73 74V72L72 71H74L75 70V72H82V71H84V70H82V69H80L81 67L79 66ZM91 65V64H90ZM124 65H125V68H127V69H123L122 67H124ZM150 65V64H149ZM173 65V66H172ZM189 65V67H185V66H188ZM193 65V66H192ZM217 65H218V67H217ZM48 66H49V68H48ZM147 66H145V68H146ZM193 67V68H192ZM204 67H206V68H204ZM209 67V68H208ZM6 68V67H5ZM69 69V74H70V76H68L67 74H68V69ZM103 68H107V69H103ZM143 68H144V66H143ZM171 68V69H170ZM188 68V69H187ZM222 68V69H221ZM261 68H263V71H264V66H262ZM110 69V70H109ZM117 70V71H119L120 69H121V71L123 70V72L125 71V70H129V73L127 72V71H125V72H127V73H124V74H126V75H124L123 73H119V75H117L115 72H113L112 70ZM139 69V68H138ZM198 69V70H197ZM205 69V70H204ZM208 69V70H207ZM212 71H214V69H215V73L214 72H212ZM225 69V68H224ZM227 69V68H226ZM12 70V71H11ZM19 70V72H17ZM103 70H105V72L103 71ZM134 70V71H135ZM140 71H142V67L139 69ZM144 70V69H143ZM147 70H149L150 71V69L149 68H147ZM147 70H144V71H147ZM217 70V71H216ZM219 70V71H218ZM67 71V72H66ZM120 71V72H121ZM197 71L199 72V74L197 73ZM205 71H206V73H205ZM211 71V72H210ZM236 71H238V70H236ZM131 72V73H130ZM220 72V73H219ZM19 73V75H17ZM171 73H170V75H171ZM209 73H210V75H209ZM121 74L122 75H124V76H121ZM127 74H130V75H127ZM137 74V73H136ZM184 74L186 75V77L184 76ZM196 74H198V75H196ZM213 75V77H212V75ZM219 74V75H218ZM223 76H222V75ZM67 75V76H66ZM170 75H167L168 77L170 76ZM199 76V77H197V78H195L194 79V76ZM202 75H205V76H202ZM222 76V78H221V76ZM226 75V76H225ZM41 76H44L43 78H44V82H46V83H48L47 81H50L49 79L50 78H54V80H55V76H56V78H58L59 77V79H58V81H56V83L58 84V83H60V84H62L61 86H59L58 85V87H61V89H58V90H60L59 91V93L60 94H55V90L58 88L57 86H56V89L54 90V91H49V89H47V87H49V86H43V85H39V86H36V81H34L33 82V80H37L39 77H41ZM74 76V77H73ZM119 76V77H118ZM137 76H138V74H137ZM202 76V77H201ZM207 76V77H206ZM210 76V77H209ZM70 77V78H69ZM111 77H112V79H111ZM123 77V78H122ZM159 77V78H158ZM163 77H165V79L167 78L166 76H162V78ZM172 77V76H171ZM179 77V78H178ZM209 77V78H208ZM216 77V78H215ZM224 77V78H223ZM121 80H120V79ZM170 78V77H169ZM207 78V80H205V79ZM214 78L216 79V80H214ZM219 78H221V79H219ZM226 78V79H225ZM110 79V80H109ZM138 79V78H137ZM164 79V78H163ZM223 79V80H222ZM30 80H32V82H33V86L31 87V86H28V88H27V84H30L31 82H30ZM57 80V79H56ZM107 80H108V83H105V84H107V85H103L102 83H104V82H107ZM114 80L117 82V83H115L114 82ZM161 80V79H160ZM167 80V81H168ZM205 80V81H204ZM209 80H210V82H209ZM214 80V82H213V84L214 83H216V84H214V86H212L211 85V83H212V81ZM118 81H120V84H119V88L117 87L118 85ZM169 81V82H170ZM24 82H27V83H24ZM28 82H30V83H28ZM54 81H53V79H52V82H50V83H48L47 85H49L50 84V86H52V83H53ZM80 82V85H82V86H75V85H77L78 83ZM128 82H130L131 84L129 85L128 84ZM138 83V85H137V83ZM166 82V81H165ZM223 82V83H222ZM22 83H24L23 85H21ZM45 83V84H46ZM82 83V84H81ZM209 83H210V85H209ZM264 83V82H263ZM262 83V84H263ZM44 84V85H45ZM116 84V85H115ZM129 85V86H126V85ZM224 84V85H223ZM238 84H241L242 86H243V84H245V85H249L251 88H249V86L247 85V89L248 90H246V87H245V85L242 87V88H244L243 89V91H242V88H241V86H240V90H241V92H239V91H237V89H232V88H234V86H236V85H238ZM256 84V85H255ZM95 85H97L98 87H97V89H96V91H93V92H90L91 90L90 89H92L93 88V90H95L94 89V87H95ZM205 86V87H203V88H206V86H208V88H210V90L209 89H205V90H202L201 91V93H199L200 91H198V92H196L197 90H199V89H203L202 88V86ZM217 85V86H216ZM259 85V86H258ZM19 86H21V87H19ZM137 86V87H136ZM211 86V87H210ZM227 86V88H225ZM31 87V88H30ZM54 87L55 86H53V89H54ZM76 87H78V88H76ZM115 87H117L118 89H116ZM125 87H128L129 89H127V88H125ZM167 87V86H166ZM184 87V88H183ZM187 87H191L190 89H192V87H195V89H196V87H198L197 88V90H195V93H197V94H195V95H193L192 94V97L186 92H183V95H184V93L186 94V96L184 95V96H180V95H178L177 94V91L178 92H180V91H185L184 89L185 88H187ZM212 87L214 88V90L212 89ZM220 87V88H219ZM221 87L222 88H225V89H227V90H225V89H221ZM236 87H238V86H236ZM259 87V88H258ZM261 87V88H260ZM26 88H27V90H26ZM30 88V89H29ZM104 90H103V89ZM113 88H115V90L116 91H114V89ZM136 88H138L139 90H141L138 94H135V93H132V92H134L133 90H135ZM256 88H258V89H256ZM0 89H1V86H0ZM51 89V88H50ZM102 89V90H101ZM167 89V90H166ZM194 89V88H193ZM220 89V90H219ZM231 89V91L229 92V90ZM250 89V90H249ZM254 89H256V90H254ZM52 90V89H51ZM72 90V91H71ZM89 92V94H88V92ZM122 94H124V95H126V94H128V96L130 97L131 95H130V93H132V94H134V96H136L137 95V97L139 98L135 103L131 100V99H127L128 98V96H127V98L125 97L124 99H123V97H124V95H120V97L122 98V99H119L118 101H120L118 104L120 105H118V104H116V102H115V104H113L114 106H115V109H116V107H118L117 109H116V111L118 110V109H121V108H119V107H124V109H125V111H118V113H113V112H110L111 114L113 113V115H108V118L106 117L107 115H104L103 113L104 112H106L107 111V109L112 105V103H111V100L114 102V101H116V100H114V99H117V98H115L116 97V95L118 94V91ZM122 90V91H121ZM180 90V91H179ZM209 90V91H208ZM225 90V91H224ZM29 91V92H28ZM85 91H86V94H84L85 93ZM105 91V92H104ZM113 91L114 92H117V94L115 95V96H113L115 93H113ZM186 91H187V89H186ZM188 91H192V92H194L193 90H189L188 89ZM204 91V92H203ZM24 92L26 93V94H24ZM51 92H54L53 94L51 93ZM58 92V91H57ZM56 92V93H57ZM68 92V93H67ZM70 92V93H69ZM104 92V93H103ZM191 92V93H192ZM225 92V93H224ZM111 93H112V95H111ZM190 93V94H191ZM230 93H232V94H230ZM68 94V95H67ZM88 94V95H87ZM104 94H106L107 95V97L105 96V98H107V99H105L102 95H104ZM109 94H110V97H109ZM179 94H181V92L179 93ZM188 94V95H187ZM221 94V95H220ZM228 94V95H227ZM248 94V95H247ZM63 95H67V96H69V97H65L64 98V96ZM91 95V96H90ZM199 97H198V96ZM225 96V98H226V96H228L227 98H228V100L230 101V100H232L233 99V103L234 104H232V106H233V108H232V106H231V101H230V106L231 107H228V103L226 102V100H225V98H224V96ZM233 96L232 97V99H229V98H231V97H229V96ZM1 96H2V92H0V98H1ZM53 96V97H52ZM63 96V97H62ZM80 96L82 97L81 98V104H77V105H75V104H73L75 101L77 102H79L80 100H77L76 98H80ZM119 96V95H118ZM123 96V97H122ZM180 96V97H179ZM188 96V98H185V97H187ZM191 98H190V97ZM205 96H206V98H207V100L205 101L204 100V102L202 101L203 100V98H205ZM219 96H221V98H222V96H223V98L222 99H220V97ZM52 97V98H51ZM85 97H86V99H85ZM98 97H100L101 99H100V105L102 106V108H103V110H101V112L102 113H97V115H100V119H101V121L99 120V122H97V123H95V116H96V113L94 114V111H93V107H92V105L93 104H96V102L98 103L99 101L97 100L96 101V99H98ZM102 97L104 98V99H102ZM111 97H114V99L112 98L111 99ZM120 97H118V98H120ZM140 97H142V98H140ZM55 98V99H54ZM178 98L180 99L181 98V100H182V104L181 103H179L180 102V100H179V102H178ZM200 98H201V101L203 102V104H201L200 106H199V104H200ZM210 98L212 99V101L214 102H212V101H208V99L210 100ZM263 98V99H262ZM68 101H67V100ZM75 99V101L73 102V100ZM137 99V98H136ZM191 99V100H190ZM220 99V100H219ZM224 99V100H223ZM255 99L258 101L257 103H256V101H255ZM61 100H63L62 102L64 103L63 104V107H61V104H60V106H58V103H59V101H60V103H61ZM88 100V101H87ZM101 100H102V102H101ZM106 100V101H105ZM124 100H125V102H126V104L125 103H123L124 102ZM177 100V101H176ZM245 100H246V102H245ZM263 100V101H262ZM52 101V102H51ZM87 101V102H86ZM117 101V102H118ZM123 101V102H122ZM198 101V102H197ZM200 101V102H199ZM228 101V102H229ZM26 102V103H25ZM130 102V103H129ZM170 103V105H176V107H178V108H176L178 111H179V113H178V111H176V113H171L172 111L171 110H167V111H162V110H160V107H161V105H164L165 103ZM176 102H178V104H176ZM197 102V103H196ZM216 102V103H215ZM223 102H225L226 104H224L225 106H223ZM244 102V104L243 105H240V104H242V103ZM50 103H53V105L51 104L50 105ZM80 103V102H79ZM85 103H87V104H85ZM110 103H111V105H110ZM129 103V104H128ZM164 103V104H163ZM199 103V104H198ZM210 103H213L212 105H211V107H209L208 108V106H210ZM220 103L222 104V106H220ZM26 104V105H25ZM66 104V105H65ZM124 104H125V106H127V104H128V106H130V107H126V108H128V111H127V109L125 108V106H124ZM136 104V108L134 107V105ZM253 104H254V106H255V104H257L256 106H255V108L254 107H252L253 106ZM71 105H73V106H71ZM82 107H81V106ZM86 105L88 106V108H86ZM109 105V106H108ZM179 105V106H178ZM199 106V107H197L196 109H195V106ZM23 106V107H22ZM41 106H43V107H41ZM49 106H50V109H49ZM51 106H53L52 108H51ZM67 106H68V108H67ZM80 106V107H79ZM106 106H108L107 108H106ZM131 106H133V108L131 107ZM249 106V107H248ZM61 107V108H60ZM74 107V111H73V115H72V108ZM112 108H113V106H111ZM110 107V108H111ZM180 107H181V109H180ZM222 107H225L224 109L222 108ZM227 107H228V109L230 108H232L233 109V113H235V112H237V113H235V114H233V117H234V119L232 118V114L229 116V114H228V116H229V118L231 119V121H230V119L229 118H227L228 116H227V114H226V116L224 117L223 116V114L225 115V113H222L221 114V110L223 109V111L224 110H226L227 109ZM258 107V108H257ZM27 107H25V109H26ZM111 108V109H112ZM222 108V109H221ZM250 108V109H249ZM253 108V109H252ZM48 109L50 110V113H51V116L49 115L50 113H49V111H48ZM54 109H56V110H54ZM61 109H62V111H61ZM92 109V110H91ZM124 109H122V110H124ZM133 109V110H132ZM137 109V110H136ZM188 109V110H187ZM227 109V110H228ZM54 112H53V111ZM78 110H80V112H78ZM106 110V111H105ZM110 110V109H109ZM108 110V111H109ZM135 110L137 111V112H135ZM194 111V113L193 114H195L194 116L196 117V118H198V117H200V115H201V118H199L198 120L194 117V121L193 122H191L192 121V115H191V117L190 116H187V115H189V113H192L193 111ZM219 110V112L217 113V111ZM244 110V111H243ZM248 110H250L249 112L250 113H248ZM22 111V112H21ZM91 111H93L92 112V117H91ZM108 111L106 112V113H108ZM113 111H114V109H113ZM116 111H114V112H116ZM192 111V112H191ZM222 111V112H223ZM241 111V112H240ZM21 112V113H20ZM33 112H35V113H33ZM57 112H58V115H59V117H58V115H56L57 114ZM69 112V113H68ZM79 113L80 115H81V117H84L85 118V116H86V114L84 115V113H86V112H88L90 115V118H89V116H88V118L86 119V122L85 121H83V122H85L86 123V125H85V127H87V124L88 125H94L93 123H95L96 125H94V126H91L92 127V129L89 127V128H87L88 129V131L87 130H85V131H83V130H81L82 129V126L85 124V123H83L82 121V124H80L81 122H79V119H77L76 117H74L75 119H76V122L78 121V123H76V122H72L71 121V125H70V121H69V124H67L68 123V120L69 119H67L66 118V122L64 123V120H65V117H67L66 115H70L69 117L70 118H72V116H74V115H76V116H78L77 115V113ZM84 112V113H83ZM96 112V111H95ZM204 112V113H203ZM227 112V111H226ZM260 112V113H259ZM42 113H41V115H42ZM53 113V114H52ZM56 113V114H55ZM76 113V114H75ZM87 113V114H88ZM105 113V114H106ZM228 113V112H227ZM241 113V114H240ZM246 114V115H244V114ZM257 113V114H256ZM62 114H64L65 115V117H63V116H61ZM94 114V115H93ZM103 114V115H102ZM178 114H179V116H178ZM249 114V115H248ZM54 115H56V116H54ZM79 115V116H80ZM182 115V116H181ZM220 115L221 116H223L222 118L220 117ZM256 115H258V117L257 118H255V116ZM33 117V119L31 118V117ZM61 116V117H60ZM149 116V117H148ZM187 116V117H186ZM218 116V117H217ZM250 116V117H249ZM171 117H173V118H171ZM183 117V118H182ZM186 119H185V118ZM207 117H209V119H207ZM210 117H213V118H211L210 119ZM220 117V118H219ZM28 118H30V120H28ZM74 118H72V120L74 119ZM157 118V119H158ZM182 118V119H181ZM55 120V121H52V120ZM130 119H132V120H130ZM175 119V120H174ZM203 119V120H202ZM205 119H207V121L205 120ZM218 119H221V120H218ZM222 119H223V122H218V121H222ZM251 119H255V123H253V120L251 121ZM130 120V121H129ZM135 120V121H134ZM160 120V119H159ZM183 120V122H182V124L184 125L185 124V126L184 127H186L187 126V128H183V125L181 126V121ZM191 120V121H190ZM195 120H197V122L195 123ZM218 120V121H217ZM233 120H234V122H233ZM52 121V122H51ZM87 121H88V123H87ZM126 121V122H125ZM131 121H134V122H131ZM147 121V122H146ZM171 121V122H172ZM185 121H187V122H191V124H194V125H191V127L192 126H194V127H192L194 130H190V125H187V124H189V123H184ZM228 121V122H227ZM229 121H230V124H232V126L234 127V130H232L233 129V127L231 126V125H229L230 126V128L231 129H229V127H228V123H229ZM41 122V123H40ZM90 122H92V123H90ZM22 123H27L26 125L25 124H22ZM33 123V126L31 125ZM90 123V124H89ZM235 123V126L233 125ZM253 123V124H252ZM259 125L261 124V123H264V117L262 116V119L260 118L259 119ZM45 126H44V125ZM74 124V128H73V125ZM76 124H78V125H76ZM125 124V125H124ZM25 125V126H24ZM70 125V126H69ZM98 125V126H97ZM115 125H122V126H119V128H121L120 130V132H119V129H118V126H116V130L115 129H113V126H115ZM205 125L206 126H208V128L209 129H212V130H209L208 129V132H207V128H203V129H205L204 131H206V134L204 133V132H202L203 131V129L201 130V128L204 126L205 127ZM254 125V126H255ZM262 125V124H261ZM260 125V126H261ZM24 126V127H23ZM77 126H78V128H77ZM129 126H132L131 124L129 125ZM190 128H189V127ZM217 126H219V127H217ZM51 127V128H50ZM55 127V128H54ZM155 127V128H154ZM176 127V128H175ZM228 127V130H227V132H225V129ZM76 128V129H75ZM84 128V127H83ZM125 128V129H124ZM191 128V129H192ZM220 128H221V130H220ZM236 128V129H235ZM65 129V128H64ZM75 131H74V130ZM81 130L82 132V136H81V133H80V131H79V133H78V130ZM86 129V128H85ZM222 129H224V130H222ZM52 130V131H51ZM56 130H58V131H56ZM199 130H200V132L201 133H204V134H202V136H200V137H202V138H200V137H198L201 133H199ZM218 130V131H217ZM232 130V131H231ZM253 130H255L254 129V127H253ZM261 130V129H260ZM53 131V132H54ZM175 131H176V133H175ZM214 131V132H213ZM217 131V132H216ZM234 131V132H233ZM99 132H103V134L105 135H102V136H100L101 135V133H99ZM27 133V134H26ZM48 133H51V134H48ZM84 133V134H83ZM93 133V134H92ZM114 133V132H113ZM114 133V134H115ZM128 133V134H127ZM176 135H175V134ZM227 133H229L228 134V136H227ZM235 133V134H234ZM238 134V136H236L237 134ZM252 133H253V131H252ZM260 133V132H259ZM125 134H127V136L125 135ZM132 134V135H131ZM184 134V135H183ZM260 134H262V136L261 135H259V142H262L263 140H264V129H262V133H260ZM27 135V136H26ZM63 135H64V137L65 138H62L63 137ZM68 135L69 137H71V138H73V137H78V138H80V140L78 141L76 138L74 139H68L67 138V140H66V136ZM165 135V136H164ZM188 135V136H187ZM233 135H235V136H233ZM252 135V136H251ZM55 136V137H56ZM167 136H169V137H167ZM171 136V137H170ZM190 136V137H189ZM208 136V137H207ZM51 137V136H50ZM97 137H100V139L98 138L97 139ZM107 137V138H108ZM118 137V138H117ZM151 137L152 138H154L153 140L151 139ZM176 137H178V138H176ZM192 137V138H191ZM229 137V138H228ZM263 137V138H262ZM82 138V139H81ZM96 138V139H95ZM114 138L116 139V142H117V139H118V143L120 144V145H118V143H117V145H115V144H113L112 143V141L114 140ZM195 138V139H194ZM197 138V139H196ZM213 139V141H211V142H207V141H209V139L210 140H212ZM239 138V141H237V139ZM56 139V142L54 141ZM92 139H94L93 141H92ZM136 139V140H135ZM140 139V142H137L138 140ZM148 139V140H149ZM228 139V140H227ZM242 139H243V141H242ZM108 140V141H107ZM139 144L138 146L135 144V143H132V141L133 142H135V141ZM186 140V143L184 142V141ZM216 140V141H215ZM240 140H241V142H240ZM247 140V139H246ZM28 141V140H27ZM91 141V142H90ZM106 141V142H105ZM110 141V142H109ZM166 142V144L168 145V147H169V151H167V148L168 147H166L167 145L165 144V142ZM255 141V142H254ZM105 142V143H104ZM113 142H115V141H113ZM120 142H122V143H124V144H122V143H120ZM146 142V143H145ZM164 142V143H163ZM190 142V143H189ZM208 144H207V143ZM247 142V143H248ZM251 142H253V143H251ZM93 143H95V142H93ZM100 143V144H99ZM101 143H103V144H101ZM153 143V144H152ZM195 143H199V144H195ZM202 143V144H201ZM105 144V145H104ZM107 144V145H106ZM115 145V149L114 148H112L113 147V145ZM126 144H127V146H130V144H134V145H136V147L135 146H133L134 147V149H136V150H134L131 146V148L130 147H128L127 148V146H126ZM146 144H149V148H148V145H146ZM150 144H152L153 146H151ZM166 146H165V145ZM214 144H216V145H214ZM110 145H112V147L110 146ZM163 145L166 147V149H165V147L163 148ZM190 145V146H189ZM208 145V146H207ZM246 145V144H245ZM70 146H75V147H77V148H73V150H72V147L69 149V147ZM90 146V147H89ZM119 146H121L122 148H126L125 150L124 149H121L120 150V148H119ZM141 146V147H140ZM158 146H159V148H158ZM217 146H218V148H217ZM229 146V147H228ZM239 146H241V145H239ZM98 147H97V150H98ZM109 147V148H108ZM139 147H140V149H139ZM153 147V148H152ZM161 147V148H160ZM206 148V149H204V148ZM231 147H232V153H230L231 152ZM0 148H1V145H0ZM91 150H90V149ZM110 148H112V149H110ZM138 148V149H137ZM159 150H158V149ZM165 149V151H164V154H166V155H162L161 156V158L163 157V160L160 158V155L158 156V154H160V153H162L161 151H163V149ZM178 148H180V150L178 149ZM229 148V149H228ZM241 148H243V146L241 147ZM245 148V147H244ZM243 148V149H244ZM21 149H20V151H21ZM94 149V148H93ZM110 149V150H109ZM249 149L246 151L245 150V153L244 154H246V155H244V154H240V158H243L244 157V159H245V157L247 156V154H248V156H249V154H251V153H248L249 152ZM57 150V151H56ZM83 150H86L85 152L83 151ZM95 150H96V148H95ZM111 152V156L109 155V151ZM196 150V151H195ZM201 150H203V152H204V150L209 154H212L211 155V158H210V156H209V158H210V162H209V160H208V164L206 163L207 161H205V163L207 164H204V163H202L203 161H201L199 158H203L204 156H206V154L204 153V156H201V153H200V151ZM214 150H216V152L214 151ZM56 151V152H55ZM230 151V152H229ZM68 152V153H67ZM88 152V153H89ZM95 152H97V151H95ZM95 152L93 153V154H95ZM101 152H103V153H101ZM107 152V153H106ZM130 152H131V154H130ZM195 152H197L198 154H196ZM202 152V153H203ZM221 152V153H220ZM66 153H67V157H66ZM74 153V154H73ZM76 153H77V155H76ZM153 153H156L155 155L153 154ZM178 153H179V156L177 157L176 155H178ZM225 153V154H224ZM103 154H104V156H103ZM105 154H107L108 155V159H109V162H108V159H106V156H105ZM137 154V155H136ZM187 154V156L186 157H183V156H185ZM199 155L198 156V158L196 159L195 158V162H196V160L198 161L197 163H196V165H195V163L194 162H192V158L194 157L193 155ZM223 154V155H222ZM63 155H64V157H63ZM86 155V154H85ZM96 155H97V153H96ZM99 155H101V156H99ZM142 155V156H141ZM145 155V160L143 161V156ZM219 155V156H218ZM88 156V155H87ZM147 156H149V160H148V158H147ZM215 156V157H214ZM229 156V157H228ZM234 156V155H233ZM105 157V158H104ZM111 159H110V158ZM208 157V155L206 156V158ZM218 157V158H217ZM228 157V158H227ZM82 158V159H81ZM172 158V159H171ZM214 158H216V159H214ZM54 159V158H53ZM79 159H81V160H79ZM114 160V162H111L110 163V161L111 160ZM186 159H187V161H186ZM204 159V158H203ZM61 160V161H60ZM78 161V163L76 162L75 163V161ZM83 160V161H82ZM92 160H93V158H92ZM107 160V161H106ZM112 160V161H113ZM174 160H175V162H174ZM204 160H206V159H204ZM49 161H48V173H51L52 172V170H53V166L54 165H52V164H50L49 163ZM82 161V163H79V162H81ZM146 161V162H145ZM173 161V162H172ZM194 161V160H193ZM199 161H201V162H199ZM217 161V162H216ZM105 162H108V163H105ZM142 162H145V165H144V163H142ZM156 162V163H155ZM170 162V164H168ZM190 162V163H189ZM53 163V162H52ZM70 163H71V165H70ZM110 163V164H109ZM175 163V164H174ZM230 163V164H229ZM241 163H243V162H240V164ZM64 164V165H65ZM126 164V165H125ZM151 164V166H152V168H151V166H149ZM218 164V165H217ZM56 165H58V163L56 164ZM82 165V166H83ZM131 165H132V167H131ZM143 165V166H142ZM222 165H223V167H222ZM198 166V167H197ZM214 166H215V168H214ZM231 166V165H230ZM57 166H55L54 167V169L56 168ZM58 167H59V165H58ZM57 167V168H58ZM65 167V166H64ZM64 167H62L63 168V170H65L64 169ZM76 167H77V165H76ZM127 167V168H126ZM138 167V168H137ZM183 167V168H182ZM197 167V168H196ZM133 169V170H130V169ZM151 168V169H150ZM171 168V169H170ZM203 168L205 169V171H206V173L207 174H205V176H204V174L202 173V170H203ZM126 169V170H125ZM137 169L139 170L136 174H134L135 172H134V170L135 171H137ZM170 169V170H169ZM180 169L182 170L181 172H180ZM55 170H57V169H55ZM59 170V169H58ZM82 170V171H81ZM145 171V172H143L142 174H141V172L140 171ZM173 170V171H172ZM184 170V171H183ZM196 170V171H195ZM69 172H72L73 170H68ZM81 171V172H80ZM113 171H114V174H112L113 173ZM122 171H125V172H123V175L122 176H120L121 174H122ZM133 172V174H132V172ZM176 171H178V174H177V172ZM60 171H58V173H59ZM67 172V171H66ZM85 173V175H84V173ZM149 172L151 173V175L149 174ZM195 172H196V174H195ZM64 173V172H63ZM153 173H155V170H154V172ZM148 174V175H147ZM162 174V173H161ZM181 174V175H180ZM193 174V175H192ZM197 174H198V176H197ZM215 174V175H214ZM108 175V176H107ZM133 175H135V176H133ZM143 175H144V177H143ZM150 175V176H149ZM111 176V177H110ZM148 176H149V178L151 179V176H153V178L155 177L156 179H153V181L151 182V180H150V182H151V184L153 183V185H151V184H149L148 183V181H147V179H148ZM184 176V177H183ZM194 176V177H193ZM204 176V177H203ZM108 177H109V180H108ZM134 177V178H133ZM143 177V178H142ZM177 178V179H175V178ZM180 177H181V179H180ZM115 178V179H114ZM132 178V179H131ZM141 178L142 179H144V180H141ZM196 178V179H195ZM204 178V179H203ZM76 179V180H77ZM92 179V180H91ZM133 179H135V180H133ZM165 179H166V177H165ZM183 179V180H182ZM185 179V180H184ZM191 179H192V181H191ZM215 179V180H214ZM83 180V183H82V188H83V190H87V189H93L94 188V186H93V188H92V184H91V182H93V185L95 184V182L93 181L94 179H93V177L91 176V175H87L84 179H81L80 180V183H81V181ZM108 180V181H107ZM132 180V181H131ZM140 180H141V182H142V184L141 185H139V183H140ZM154 180H156V181H158L157 183H154L155 181ZM187 180H189V181H187ZM216 180H217V182H216ZM119 181V184L117 183ZM123 181V182H122ZM129 181H131V182H129ZM184 181V182H183ZM112 182H113V184H112ZM127 182H129V183H127ZM187 182V184H188V187L185 185V183ZM189 182V183H188ZM160 183V185H161V187L158 185ZM184 183V184H183ZM215 183H216V185H215ZM178 184H177V186L175 187L176 189H174V190H177L178 188ZM183 184V185H182ZM96 185V184H95ZM116 185V186H115ZM157 185L160 187V189H159V187H157ZM190 185H192V184H190ZM206 185V186H205ZM50 186H51V183H47V187H49L48 189H51L50 188ZM54 186V187H53ZM52 187H53V190L55 191L56 189H58V191H55L56 192V194L58 195H56L57 197H64V185H61L60 187H61V189H59L60 187H59V185H53ZM89 186H91L90 188H88ZM116 187V190L114 189V187ZM132 188H131V187ZM85 187V188H84ZM96 187V186H95ZM212 187V188H211ZM216 187H218L217 189H216ZM87 188V189H86ZM129 188L131 189V194H130V192H129ZM149 188H151V189H149ZM210 188H211V191H210ZM216 190H215V189ZM149 189V190H148ZM209 189V190H208ZM59 190H60V192H61V196H59L60 194H58L59 193ZM139 190V191H138ZM142 190V191H141ZM207 190V191H206ZM215 190V191H214ZM50 191V190H49ZM146 191V192H145ZM148 191V192H147ZM145 192V196H144V198L142 197L143 196V193ZM156 192V193H155ZM214 192H216V193H214ZM185 193V194H184ZM190 193V192H189ZM216 195L215 197H214V194ZM173 194H171V195H173ZM191 195H192V193H190ZM207 194V193H206ZM129 195H131V197L130 198H127ZM133 195V196H132ZM190 195V196H191ZM153 196V197H152ZM163 196V197H162ZM181 196V195H180ZM189 196V195H188ZM114 197V196H113ZM140 197H142L144 200H141L142 198H140ZM172 197V196H171ZM170 197V198H171ZM216 198L215 200H214V198ZM126 198V199H125ZM137 198L138 199H140V200H138L137 201ZM163 198V199H162ZM181 198H182V200H181ZM162 199V200H161ZM184 199V200H183ZM218 199V202L216 203V200ZM220 199H222L223 201L221 202V203H223L222 205H221V203H219V201H220ZM179 200H181L180 202H179ZM139 201H141V202H139ZM208 201V200H207ZM179 202V203H178ZM158 203V204H157ZM162 203V202H161ZM213 203V204H212ZM219 203V204H218ZM84 204H85V202H84V200H82V201H80V202H78V208L79 207H84ZM180 207H179V206ZM212 205V206H211ZM221 205V206H220ZM223 206V207H222ZM143 207H145V208H143ZM214 207H215V210L216 211H218V212H213V209H214ZM220 207H222L221 209H220ZM233 209H232V208ZM236 207V208H235ZM82 208H80L81 210H78L77 212L80 214V216H81V218H83V220L84 221H87V222H92V220H93V217L91 216V214L89 213L90 211H88V213L86 212L87 210H84V208L82 209ZM160 208V207H159ZM158 208V209H159ZM208 208V209H207ZM223 208H224V210H223ZM180 209V210H179ZM232 209V210H231ZM232 211V213H231V211ZM153 211V212H152ZM195 212V211H194ZM220 212H221V214H220ZM234 212V213H233ZM6 213H8V208H6V207H3V206H1L0 205V236L1 237H8L9 235H10V231L12 232L13 230H15L16 229V226L14 227V229H12L13 227H12V225L14 224V221H13V219H12V217H11V215L10 214H8V216H7V214ZM214 213V214H213ZM229 213V214H228ZM180 214H181V216H182V218H181V216H180ZM238 214V213H237ZM236 214V215H237ZM88 215V217H86ZM137 217H136V216ZM147 215V216H146ZM219 215H221L220 216V218L221 217H225V218H227L228 217V219H227V221H225L224 219L225 218H223V220L225 221V222H219L218 220V225H219V227L217 228L216 226H215V221H216V217L218 218V216ZM236 215H235V217H236ZM7 216V217H6ZM212 216H214V217H212ZM216 216V217H215ZM87 218H88V220H87ZM180 218V219H179ZM233 218V217H232ZM115 221L117 220V217L115 216ZM177 219H179V221L177 220ZM222 219V218H221ZM220 219V220H221ZM5 220V221H4ZM167 221H168V219H166ZM181 220V221H180ZM215 220V221H214ZM136 221V222H135ZM166 221V222H167ZM229 221V222H228ZM237 221V222H236ZM4 222V223H3ZM194 222V223H195ZM200 222V223H199ZM212 222V224H210ZM228 222V223H227ZM196 223H195V226H196ZM203 223V224H202ZM220 223H222V225H220ZM231 223H234V224H232L231 225ZM10 224H12V225H10ZM208 224H209V228H208ZM240 225V226H241ZM220 226H221V228H220ZM197 227V226H196ZM225 227V228H224ZM207 228L209 229V230H207ZM220 228V230H219V232H218V229ZM252 228V227H251ZM250 227H245V226H241V231L242 232H240L241 233V237L244 235V233L243 232H246V235L248 236L249 235V233L251 234V235H249L248 237L251 239V236L252 235H255V233H253V232H255V231H253L254 230V228H252L251 229ZM170 229V228H169ZM217 229V230H216ZM221 229H222V231H221ZM226 229H228V230H226ZM2 230V231H1ZM167 230H168V228H167ZM203 230V231H202ZM250 230V231H249ZM186 231L188 232V233H186ZM226 231V232H225ZM7 232V233H6ZM190 232V233H189ZM195 232L197 233V234H195ZM239 232V231H238ZM186 233V234H185ZM201 233V234H200ZM217 233H218V236H216L217 235ZM190 234V235H189ZM224 235L223 237L221 236V235ZM246 235L243 237V238H245L246 237ZM109 238L110 239H113V238H115L114 236H115V234H114V232H110L109 233ZM191 236V237H190ZM194 237H196L195 239H194ZM217 237V238H216ZM220 237V238H219ZM248 237H246V241H243V243L242 244H240L239 242L238 243H236L237 244V246L238 247H246L248 244H250V239H248ZM253 237V236H252ZM118 238H119V240H120V242L122 243L123 242V237L120 235V236H118ZM192 238V239H191ZM207 238V239H206ZM211 238H212V240H211ZM191 239V240H190ZM201 239V238H200ZM206 239V240H205ZM216 239H217V241H216ZM231 240V241H230ZM249 242V243H248ZM169 246H171V247H173V243H167ZM198 244V243H197ZM217 244V246H215ZM235 243H233V245H236ZM253 244V243H252ZM207 245V246H206ZM229 245H231V246H229ZM254 246H257V243L255 242L254 244H253ZM148 246H150V244L148 245ZM151 246H152V244H151ZM216 248H217V250H216ZM1 249V248H0ZM214 249V250H213ZM200 250H202L203 252H201ZM197 249V251H191V252H189L188 254H186L185 255V257L186 256H188V262H190L191 260V257H193L192 258V261H191V263L190 264H195V263H197V264H205L206 263V255H207V252L205 253L204 252V249L202 248V249ZM216 251V252H215ZM199 252H200V254H199ZM217 253V254H216ZM189 254H191V255H189ZM218 255V256H217ZM190 256V257H189ZM196 256H198L197 257V259L196 260H194V258L196 257ZM2 257V250H0V258ZM184 258V256H182V259H181V257L180 258H178V261H177V264H184V262H183V260L185 261V263H187V259L185 258V259H183ZM217 258H218V260H217ZM2 259H0V264H4V261L2 262L1 261ZM190 260V261H189ZM218 262V263H217ZM141 264H148V261L146 262V261H144V262H142Z\"/></svg>",
  "mask_w": 264,
  "mask_h": 264
}]
</instances>
